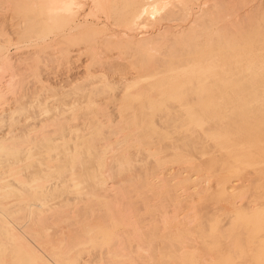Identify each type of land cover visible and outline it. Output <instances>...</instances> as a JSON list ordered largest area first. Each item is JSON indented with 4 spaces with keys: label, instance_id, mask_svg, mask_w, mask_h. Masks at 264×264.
I'll return each mask as SVG.
<instances>
[{
    "label": "rangeland",
    "instance_id": "obj_1",
    "mask_svg": "<svg viewBox=\"0 0 264 264\" xmlns=\"http://www.w3.org/2000/svg\"><path fill=\"white\" fill-rule=\"evenodd\" d=\"M141 1L143 3H145L147 0H141ZM141 1L138 2V0H110V3L108 4L110 6L107 7L108 9L106 10V9H102L101 5L98 6L96 0H75V3L72 5L73 7L71 8V19L73 20V22L71 21V19H67V21L70 20V22H67L68 24H66V22H64V24H61L58 20H60V18L62 17L60 13H63V12L58 11L57 12V13H59V16H58L57 13L54 14V13L47 11L45 9V7L47 5L46 0H0V77H1L0 79L2 80V81L0 80L1 81L0 83L2 84V85L0 84V91L2 89V93H5L4 97L2 98V104H3L1 107L2 109L0 110V114H1L0 115V138H2L3 140L4 139L7 140L6 142L8 143V144L3 143V144H5L4 145L6 148L5 150H7V149L8 150H7V152L6 151L0 152V155L5 154V153L8 154L10 152H16L17 153L18 151H20L25 146H32L33 147L34 144L44 145L42 150H41L42 153H40L41 155L38 154L39 157H37V160L27 161L28 163L30 162L29 163L30 165H28L27 162H25L26 165H24L25 163L23 165L21 164L22 161H19V160L23 159V158H21V157H23V155L21 154V157L20 156L18 157L20 159H18V158H7V156H6V159H5V157L3 159L0 158V160H1L0 169L3 168L2 171L4 170V168L7 169L6 171L4 170L3 173H6L8 171V169H11V173H12V171L14 172L15 166L16 167L18 166V164H17V162H18L19 166H21V165L22 166L21 167L18 166L19 167V168L17 167L18 171L15 169L17 172L15 171L14 173L20 174L23 171L24 173L27 174V172H28L27 175H29L30 177L27 176L26 174H24L23 172L21 173L22 175L20 174L21 177L18 174V176L20 177L19 179H21L23 177L26 180L25 181L26 184L30 183L31 181H35L36 180L35 178H37V179L49 178L51 180V183L60 184V185H58V187H56V188L53 187L52 189H50L47 192V194H46L47 198L46 199H40L39 198L40 201H39V199L30 200L32 202L34 201L35 203L37 202L36 204L40 205L39 208H37V207L30 208L31 209V210L29 209L31 211L30 212V211H28V209L27 210L23 209L24 208L23 206L25 204L22 203L23 201L21 202L22 197H23L22 194L24 192V184H25L23 182L24 180L22 181L23 184H21L22 182L17 181L18 178L16 179V174H14V173H13V175L10 174V172H9L10 170L7 173V175L9 174L10 177H8L6 174H4V176L6 175L7 177L5 176L6 180H3V183L8 182V188L10 190L11 189L12 190L10 192H8L10 194L5 193L6 190H3V191L1 190L2 192L0 191L1 192L0 195L3 197V199H2V197L0 196V199L3 200V201L0 200L2 202V204H0L1 205L0 206V239H1L0 254L1 255L0 256H2V258L0 257V263L1 264H21V262H22L23 252L20 249V247L16 245V244H18V242L16 243L17 240L15 237V233H17L18 236L20 234L25 240H27V238L29 237L28 240H29L31 246H33V244H34L36 249L39 248L36 250V252H38L37 254H39V255H37L35 260L31 259L32 260L31 261L30 259H27L28 260L27 261L25 258L23 259V261H27L28 264H36V263L44 264V263H42L44 261L43 258L48 259L49 257L51 258V260H50V258L48 260L45 259L46 261H44V262L48 261L47 262L48 264H57L58 262H60L58 264H62L63 262H64V264H69V263L70 264L71 263L72 264H86L87 262L90 261L89 264H101L103 259H105L102 262V264H112L114 262L113 261L114 260L113 255H115L114 253L118 252V250L121 246V245L120 246H118V245L122 242V239L123 240L125 239L122 237L127 234L126 238L127 239L130 238L131 236L128 235V232L132 233L133 228L137 232L136 233L135 231H133V234L135 233L137 235L139 233L138 238L136 239L135 234H134V238H133V240L135 241L134 243H133V240L131 238L129 240L125 239V242L124 241L122 242L123 245H125V243H128L130 246L128 244H126L125 246H128L131 249L126 247V251H123L124 246L123 247L121 246L122 248H120V249L123 252L120 251L119 255L122 256L124 253H126L127 255H126V257L124 255H123V257H120L118 254H116L115 258H117V255H118V258L119 257L120 258L118 260L115 259V264L116 263L120 264L121 262H124L126 264H141V263H143V264H152V263L155 264V262L153 261L154 258L152 257L154 254L156 255V256L155 255L154 256L157 257V259H158V260L155 259V261L157 260L156 262H158L157 264L162 262V261H160V259L162 260V258H163L165 264H166V261L167 262L170 261L172 264H173V261L176 262V260H177V262H178L179 261L178 259L175 260L176 256L177 257L180 256L179 259L181 258L180 259L181 262L179 261L176 264H194L195 262H196L195 264H207L208 261L213 260V259H211L213 257H214V262H215V263L213 262L214 264H234L235 260H236V262H235L236 264H243L242 262H244V264H246V263L251 264V262H253L252 264H257V263L259 264V260H260V264H261L262 261H264L263 260L264 257H262V256H264V241H263L264 240L263 239L264 238V230H263L264 227H262V226H264V219H263L264 218V215H263V213H264V209H263L264 208V202H261V201H264L263 200L264 195H262V198L259 199V197L261 196L260 195L261 193L259 192V196H258V194H257L258 191L256 190V189H258V184H259L258 182L261 179L259 177L260 175L258 173L256 175L255 172L249 171V172H251V173H249V175L251 174V176H249L248 173L245 174L246 172H248V171H246L243 174L234 175L233 176L234 178L232 177L233 180H239V181L241 180L242 183L246 186V189L243 192H240L239 194H237L233 198V200H234L233 206L235 209V211H234L235 213L233 212V214H231L232 212L230 213V211L225 210L223 206L220 207L221 204L219 203V200L217 201L218 197H214L216 195L215 192H214V196H212L213 195V191H212L213 188L212 187L214 186L213 181L208 180V181H206L207 184L204 183V181L207 180V178L205 179V176H204L197 182L198 185H200V186H198L197 183L191 182V178L195 174H197V172L200 171L196 168V166H194L193 164L191 165V164H187L184 162H175V163L173 162V163L168 164V165H161L162 161H164L163 155L165 154L164 153L165 149L163 150V148H165V147L170 148L171 147V149H172V146L174 145V143L175 144L178 143L179 147H180V145L182 146L183 136H181V135H183L184 133H181L182 131L180 132L181 128H179L178 126L176 127V124L178 123L177 118H182L183 117L182 115H184V117H185L188 115V113L190 115L191 111H189V110L187 111L185 109L186 108L185 102H183L182 100H180L176 97L167 96V95H165V94H163L157 90L151 89V85H152V83H155V81L156 82L158 80L160 81L162 78L166 79V77H168L170 74H172L176 71H184L182 76L174 77L173 79L178 80V81L193 80V82L191 84L188 82H184V83H181L177 88L178 92H179V90H180V92H183V91L186 92L185 89L187 87L188 88L189 87L194 88V90H192L193 94H191L192 92L191 93L188 92L186 94L187 97L185 96V99L186 98L188 99V96H190V95H191V97L194 98V97H196L197 94H201V93H203L204 95L211 94V96L213 98L212 100H214L216 103L221 104L222 99H223L222 96L226 95V92L220 93V91L217 90L218 86L221 87L222 85H225L224 88H227V89H228V87H231V86H234L236 88L235 82L227 81V82L221 83L218 80L219 78L216 76V73L222 69V63H223L222 61L231 62L233 59H235V54H238V53L244 54V56L245 55L252 56V58H253L251 61V62H253L252 65H256L257 63H259L261 61L262 58L264 59V43H262V41L264 39V35L262 34V32L260 33L261 35L259 34L260 30L264 31V27L261 28L262 26H264V0H229V1L228 0H192L193 3L191 2V0H187L188 4L190 6L193 5L192 6L193 9L190 6L187 7V10L192 9L191 11L189 10L190 12L187 10L183 11L182 3H181L183 0H166V1L163 0V9L161 10V13L157 14L158 16L156 15L153 18L149 14L143 15L141 20H139L140 24H138L139 22L133 23V19L137 15V12L135 11V9L139 8L141 6ZM177 9H179V10H177ZM192 11H193V13H192ZM233 12H235V13H233ZM72 13L74 16H72ZM63 14H64V16H66L65 15L66 13H63ZM183 15H185V18ZM194 15H198V16H194ZM64 16L61 19H64L66 21V18ZM186 16H188V17L186 18ZM210 16L213 17L214 21H213L212 17H210ZM190 17H191V19H190ZM193 17H195V18H193ZM214 17H216V18H214ZM188 20H190V21H188ZM191 21H194V22H191ZM186 22H187V25H183ZM253 22H254V25H253ZM65 24L67 26H65ZM140 25H142V26H140ZM250 25H252L253 27ZM62 26H64V27H62ZM223 26H225V29ZM234 28H236V29H234ZM259 28H261V29H259ZM226 29L227 30L229 29V30L227 31ZM240 30H241V32H240ZM237 31H239L240 33L239 32L237 33ZM245 31H247V32L245 33ZM249 31H251V32L249 33ZM227 33H228V35H227ZM241 33H243V34H241ZM225 34H226V37H225ZM237 35L238 36L244 35V38H242L243 39L242 42L241 41L238 42V40H240V37L238 39ZM241 37H243V36H241ZM235 38H237L238 40ZM139 39H141V40H139ZM106 40H108V41H106ZM231 40L234 42H231ZM259 41H261V42L259 43ZM229 42H230V44H229ZM236 43H238V44H236ZM239 44H241V46ZM236 46L238 48L239 47H242V48H239V51H238ZM243 46H245V47H243ZM93 47H94V50H90ZM110 47L113 49H111ZM230 47H233L236 50L235 49L232 50V48L230 49ZM63 49H64V51H63ZM6 59H10L9 61H10V65L12 64L11 65L12 70H11V66H8V69L6 71L2 68L3 62H5L4 60H6ZM255 59H257L258 62ZM242 60H241V63L239 62L236 67H238L239 69H243V68L247 69L250 66V63H248V61H245V59H242ZM244 62H245V64H244ZM196 64L199 67H203V70H205V71H202L201 74H199L197 76L187 75L186 71H189L190 69H192ZM141 67H142V69H143V67H145L146 69L144 68L142 71ZM138 69H139V71L141 70L140 72L142 74H146V73L148 74L149 72H147V71H150L152 74L151 73H149V74L152 76H149L150 79L148 78V80L144 81L142 84H141V81L137 82L136 81L137 79L129 81V82H131V87L126 90V87L130 86V85H128V83H124L125 82L123 80L124 77L132 78L134 75L138 74L137 73ZM148 69H150V70H148ZM13 70L15 73L13 72ZM2 71L4 73L3 75H2ZM10 72L14 73V75H16V78L14 76L15 81H13L14 83H12V85H11L12 87L8 86V85L6 86L7 83H5L8 81V79L10 77V74H11ZM5 73H6V75H5ZM232 73H233V71H232ZM258 73H259V71H257V74ZM258 76H261V75H258ZM254 77H255V75L248 76L247 72L239 73L237 75L232 76L233 79H237L238 81H251L252 83L251 82H247V83L249 85H251V84L255 85V87H257V85H258V87H261V83H263V80L261 78H259L260 80L255 79ZM159 78H161V79H159ZM198 78L202 79L201 80L202 84H206L207 86H209L208 89H206L205 91H203L201 93L196 92V90H197L196 86H197V79ZM210 80L212 82H214L215 84L210 82ZM254 80H256V81L254 82ZM231 84H233V85H231ZM24 85H25V87H23ZM140 85H141V87H139ZM9 87H10V89H9ZM252 87H254V86H252ZM211 91H212V93H210ZM154 97L155 98L157 97V99H154ZM191 97H189V98H191ZM216 97L219 98V100H217ZM193 100L191 99L190 102L192 101V103H193L195 101V100L194 101ZM157 101H159V102H157ZM175 104H176V106L178 105L177 106L178 109L174 108ZM154 107L157 108V111L155 110L156 114H155V116H153L154 119L152 118V120H150L148 118L152 117L151 114L153 113ZM179 107H180V109L181 108L182 109L180 110ZM205 109L210 110V111H215L218 113L220 111H222V107L219 106L218 104H215V103H213V105H210L209 107H206ZM132 111H134L136 113L134 117L132 116V115H134V112H132ZM144 112L145 113L147 112V114L149 113L150 116H149V114L147 115ZM184 112H186L187 115ZM173 113H175V114H173ZM189 115L187 117H189ZM137 116L138 117L140 116L139 117L140 120L141 119L143 120V117H144V121H142V120L140 121L137 118ZM171 116H172V118H171L172 120L169 118ZM173 117L176 119V121L173 120ZM187 117H185V118H187ZM146 118L150 121L148 123L153 122V126L155 128H157L158 130H160L163 133H166L169 137V141H167L166 143H168V142H170V143L165 144L164 146H160L157 150L159 157H158V155L156 157L159 158L160 160L156 159V157H155V159L157 161L156 164L152 163L151 161L150 162H147V160L145 161V157L143 156V155H146L145 152L148 148L147 146H144V143H146V145H147V143H152L151 141H153V140H149V142H145V139H143L142 131L145 127L144 126L145 124H142L141 122L144 123L146 121V126H147L148 120ZM131 119H132V121L134 120L133 121L134 125H136V123H138V122L141 123L142 125L138 124L137 126H132L133 122L131 121ZM136 119L138 122H136ZM125 121H127V122L130 121L132 123L129 124V123H126ZM44 122L47 123L46 125H48V127L45 125ZM59 122H62V124L65 125L64 129L66 131H64V132L55 131V128H57L60 125ZM92 122H94V123H92ZM117 122L122 123L121 124L122 126L120 124L118 125ZM169 122H170V124H169ZM171 122L173 125H171ZM50 123L53 125L52 127H50L51 126ZM125 123H126V125H129L130 127H127L126 125H124ZM55 125H57V126H55ZM113 125H115V126H113ZM150 125H152V123ZM150 125L148 124L149 127H150ZM168 125H170V127ZM118 126H119V128L123 127L122 130L119 129ZM101 127H103V128H101ZM124 127H126V129H128V130H126ZM134 127H135V129H133ZM51 128H52V130H51ZM58 128H60V126ZM70 128H71V130H69ZM113 128H116V129H113ZM146 128L147 127H145V129ZM40 129L42 130V132ZM101 129L104 131H101ZM86 130H87V132H86ZM98 130H100L101 132H98ZM135 130H138L137 133H135L136 132ZM140 130H142V131L140 132ZM171 130L175 131L176 133L172 132ZM190 130L192 131V129H190ZM111 131H112V133H111ZM130 131L133 132V134ZM177 131H178V134H177ZM191 131H189L188 133H190ZM205 131L208 132L207 129ZM47 132H51V133H47ZM56 132L59 133V136ZM118 132H120V133L118 134ZM193 132H196V131H193ZM134 133L140 134L138 136H140L142 138V140H144V143H140L141 138L138 137L137 135H134ZM170 133H171L172 137H171ZM39 134H41V135L43 134V136H41ZM116 134L118 135L119 138L116 137L117 136ZM32 135H34L35 137ZM45 135H51V136H45ZM42 137H44V139L47 137L48 138L46 141H44L42 139ZM84 137H86V138H84ZM91 137H92V139H91ZM174 137H179L182 142L178 141L176 143L177 138L174 139ZM36 138L38 140H36ZM109 138H110V141H109ZM115 138H116V141H115ZM122 138L124 139L125 142L123 141ZM125 138L126 139L129 138V139H127V140H129V141H127V144H126ZM179 138H178V140H180ZM79 139H80V141H79L80 144H78ZM83 139L86 142H88V141L92 142L94 147L96 145L97 151L104 152V158H103V161H101L102 165H106V163L108 161L107 160L108 157L109 158L111 157L110 158V160H111L112 156H114L112 161H110V163L112 162L111 163L112 166L114 165V169H113V171H114L113 177L114 178L108 180L109 184L112 185L113 180H114V182H116V183L113 185L115 186L117 184V182L119 181V184H117V186L120 185V187H122L121 189L123 191L128 190V189H130V191H131L134 187L136 188V190H137V188L140 189V190L136 191L134 188V191H132L133 197H136V198L132 197L131 192L129 190L128 191L130 193L128 191H126V192L124 191L125 194L129 193L127 195L129 197H132V198L128 197V200H129L128 201L127 195H126V199H125L126 201L122 200V202L124 201L125 203H128V202H130L131 199H134V200L137 199V201H138L139 197L141 198V200H143V198L146 199V202L149 199L148 202L152 201L153 202V203L151 202L152 204L151 203L148 204V202L144 204L143 202H141L140 198H139L140 202L138 201L140 204L143 203L142 206H145L147 204L146 206H148V208L147 207L144 208V209L147 208L146 209L147 213L144 212V213L140 214L141 216L138 215L136 213L137 209L135 208L134 205H137L139 203L134 201V202H136V204H132L133 203L132 202L133 200H132L130 202L132 204V206H130L131 204L129 205V203L127 205H124V203H123V205L121 204V212H125L129 208V207L128 208H126V207L129 205L131 207L130 210H132L134 208L136 209V210H134L135 211L134 213H135V215H137L136 216L137 218L135 217V215L132 212L133 216L131 214L132 218L129 217L130 222L127 223L128 216H130V213H131L129 209H128L129 211L127 210V212H130V213H129V215H128V213L126 215V212H125L124 213L126 215L125 217H124L123 213L114 215L111 210L108 211V209H107V212H110L109 214L112 215V217H113L112 218L110 215H108V213L104 209V208H107L104 204H96L98 201H96L95 198H93L94 202L89 201V198H87V197H91L90 199H92V193L89 192V190L87 192H88V194L90 193L91 195L87 196L86 194L83 193L87 197H84V195L82 197V194H81L82 192L80 193L81 195H79V193L77 192V189L79 187L71 186L73 182L77 181V180L72 181L71 177H70L72 175L73 170L75 172V167H78V165H79V168H77L78 170L76 169L77 173L81 175V178L79 180H82V183L83 182L85 183V184L83 183L81 185L83 187H84V185L89 187V185H90V183H88V181L90 182L89 179L94 174V171L97 170V166H99L98 164L101 165V163H99V162L93 161L92 159L90 160V157L88 156L87 152L84 149H82L85 147L84 145H86V142H84ZM133 139H135V142L137 144L135 147H133L135 144ZM131 140H133V141H131ZM81 141H82V143H81ZM118 141H119V143H118ZM9 142H10V144H9ZM19 142H21V143H19ZM106 142L110 143V144L115 142V144H111V145L113 147L115 145L116 146L118 145V148H116V146H115L114 147V148H116L115 151H112V149H111L108 152V148H111L112 146L110 144H107ZM121 142H122V145H120ZM128 142H129V144H130V142L131 143L134 142V143H132L133 146L129 145ZM156 142L157 141H155V143ZM157 143H160V142L158 141ZM171 143H173V144L171 145ZM63 144H66L67 146H69L68 150L71 151V155H69L70 158H66L65 156H62V157L60 156L61 152H62L61 149L67 148L66 145L62 146ZM101 144L102 145L104 144L105 146H102L103 147L102 148ZM139 144L140 145L143 144V146L145 147L144 150L142 149L143 146H138ZM10 145L12 146V149L10 148L11 147ZM20 145L21 146L24 145V147L23 146L21 147ZM166 145H168V146H166ZM177 145H175L176 148H177ZM14 146L16 148H13ZM99 148H101V150ZM133 148H135V149H133ZM160 148L162 149L163 153L161 152ZM173 148H174V146H173ZM133 150L134 151L136 150V152L138 150V153L134 152ZM178 150H175V151L177 152ZM190 150H192V149H190ZM106 151H107V153H110L112 151V154L110 153V155H112V156L107 154ZM128 151H130L129 155L131 157H129V155L127 154ZM105 155L106 156L109 155V156L106 157ZM123 155H124V157H126L128 155L127 158L132 159V160L131 159L129 160L132 165L129 163V161L125 160L126 158H124ZM160 156H161V158H160ZM190 156H192V155H190ZM184 157L185 156H183V158ZM196 157H197V155H196ZM81 158H83V159H81ZM136 158H139L140 160L136 159ZM191 158H195V157L192 156ZM119 159L121 161H119ZM73 160H76V161L74 162ZM113 160H116V162L113 163ZM137 160H139L140 162ZM199 160L197 159L196 161H199ZM202 160H204V158ZM89 161H92L93 164L91 162H90V164H88ZM143 161H145V162H143ZM95 162H96V165H95ZM122 162H124L126 164L124 165V163H122ZM152 164H154L156 167H154V165H152ZM88 165H90V166L92 165L93 170H92V167H90ZM116 165L118 168L115 167ZM127 165H131V166L129 167ZM123 166H125V167L127 166V167L125 168ZM143 166H144V168H142ZM147 166H151V167H147ZM11 167H13L14 169ZM157 167H158V169L164 168L162 170L163 174L168 173L163 179L168 180L170 178L169 179L170 181H166V182H168L167 183L168 185L172 186L171 191H170L172 193V195H170V194L167 195L166 192H168V191H166L167 189H165V188H159L160 190H158L155 187L154 188L155 190H153V192H151L152 190L147 191L146 189L141 188L142 183L141 184L139 183L141 181L140 180L137 181V178L139 176L142 179V175L144 174V172H148L150 174L149 171H151V173H153L154 170L156 171ZM170 167H173L172 169H174L173 170L174 172L172 171V169ZM24 168H25V170H23ZM145 168H146V170H145ZM148 168H150V170H148ZM122 170H124V171L127 170V171H126V173L122 174V176H120ZM168 170H170V171H168ZM69 171L71 173V175L69 176L71 181L68 179L69 178L68 174H70V173H68ZM30 172H31V175H30ZM169 172H170V175L172 174L171 176H169ZM77 173H75V174H77ZM133 173H135V174H133ZM252 173H253L255 179H252L250 182L249 181L250 178H253ZM11 175H12V177H11ZM23 175L24 176L26 175V176L24 177ZM63 175L65 177L67 176L66 179H68L69 181L66 179L58 180V177L63 176ZM164 175H162V176H164ZM237 177L239 179H235ZM33 178H34V180H33ZM127 178L129 180H132V181H134V179H135L136 181L133 183H136L137 186H135V185L132 186L131 181L129 183H126L127 182L126 180H128ZM178 178H180V179H178ZM248 178H249V180H248ZM85 179H87V180H85ZM203 179H205V180L203 181ZM120 180L121 181L123 180L122 183ZM209 181L213 182V184H210V183L208 184ZM169 182H170V184H169ZM179 182H181L182 184ZM17 183H18L19 187H20V184L22 185V187H20V188L17 187ZM79 183H81V182H79ZM176 183L177 184L179 183V184L177 185ZM128 184H131V188ZM161 184H162V182L160 183V185ZM175 184L177 185V187L179 185L181 187L184 186V192L182 191L183 189H181V187L177 188ZM184 184H186L187 187ZM201 184L204 186L202 187ZM192 185H194V187ZM196 185H197V187H199V188L202 187V188L200 190H197V188H195ZM6 186H7V184H6ZM54 186H56V184ZM117 186H115V187H117ZM125 186L128 188L125 189ZM88 187H85V188H88ZM175 187H176L177 191L174 189ZM191 187L193 189H196L194 191L195 194L194 193L189 194V191H190V193L193 191V189ZM207 187H208V189H207ZM8 188H6V189H8ZM205 188L207 190H205ZM249 188H251L250 189L251 191L252 190H254V191H252V192L249 191L248 190ZM156 189H157V191H160L163 195L166 194L165 199H167L168 196H170V198L167 199L168 202H166L167 200H165V202H163L164 199L162 200L163 197H161L162 196L161 193L153 194L154 191H156ZM161 189H163V190L161 191ZM172 189H174L176 191V193H173L174 191ZM7 191H9V190H7ZM69 191L73 192L74 194L71 193V195H70ZM75 191L78 195L75 193ZM139 191H142V192H139ZM164 191H166V192L164 193ZM197 191H199V192L197 193ZM248 191L251 192L252 194L249 193ZM11 192L12 193L14 192L16 194L15 196H13L14 198H12L11 195H13V194ZM137 192H139V193H137ZM149 192L152 193V195ZM207 192L212 193V194L209 193L211 196L207 194L208 195L207 198L210 197L209 202L206 201L207 195H205V194ZM113 193H115V192H113ZM147 193H149V194H147ZM186 193H187V195H186ZM255 193H256V196L258 197L257 199L255 197ZM176 194H178V195L181 194L180 195L181 197L180 196L175 197ZM201 194H202V196H205V199H204V197L203 198L200 197ZM248 194H250V195H248ZM9 195L11 198H8ZM144 195H147V196H144ZM158 195L159 196L161 195V196L158 197ZM196 195H197V197H196ZM251 195H252V197H251ZM16 196H17V198H15ZM152 196H153V198H151ZM242 196L245 198H242ZM18 197H20V198L18 199ZM124 197H125V195H124ZM124 197H122V195H121L120 201H121V199H124ZM173 197L176 198L177 202L174 201L175 198L172 199ZM212 197H213V199L214 198L216 199V200L214 199L215 202H212V200H213ZM236 197H239V198L241 197L244 201L241 199L239 200V198H236ZM158 198H161V199H158ZM181 198H182V202L187 199L186 200L187 202L185 201V203H181V204H183L182 206H181V204L178 205V203L181 202V200H179ZM4 199H7V200H4ZM79 199L85 203L87 202L86 205H85V203H82ZM156 199H158V200L156 201ZM235 199L236 200L238 199L240 201V205H239V202L236 201ZM251 199H253V200H251ZM16 200H18V201H16ZM159 200L160 201L162 200V202L164 204L166 203L165 206L168 203V205H167L168 207L171 206L169 204H172V207H169V210H168L170 212V214H169V212H167V214H169V216L174 214L173 213L175 211V209L173 208L174 206L176 208L181 206L180 209L178 208L179 212L178 211L175 212V215H176V213H178L176 216L177 219L173 218V217H175V215H173V217L172 216L169 217L168 215L167 216L165 215L166 218L164 217L162 219V217L164 216L162 214H161L162 217L159 218L160 214L158 215V213H163V211L165 209H166V211L168 209L167 206L165 207L164 205L163 206L165 208L160 207L163 203H160ZM195 200L198 201L199 206L202 205L203 202H200L202 200H205L206 202H208L209 206H212V203H215V205H213L214 206L213 210L215 209V207L218 208L219 210L222 208V209H224L223 212L226 214H223L221 212L222 209L220 212L217 211L218 209H216L212 212V207H210L211 210H209V211H211L212 212L211 213L207 210V209H210V208H208L209 206L207 205L208 206L207 208L202 207V212L203 211L205 212V213L203 212V214H208V215L204 216V215L199 213V211L201 210L200 207H198V208H200V210H197V211L191 210L192 206L195 207V210L197 209L196 204L198 206V203H196ZM143 201L145 202V200H143ZM172 201H174V202H172ZM205 201H204V203H206ZM241 202H243L244 204H241ZM256 202H259V203L257 204ZM3 203H4V205H3ZM20 203H21V205L22 204L23 205L20 206ZM90 203H92V204H90ZM93 203H95L96 206H94L95 204H93ZM155 203L160 208L157 205H155ZM189 203H192V204H190V206H188ZM193 203H195V204H193ZM204 203L202 206H206ZM210 203H211V205H210ZM245 203L247 205L249 204L250 208L247 207V205ZM260 203H262V204H260ZM78 204H79V206H78ZM51 205L52 206L56 205L55 207H58L59 205H61V206L63 205V208H60L61 210L60 209L52 210V208H51V210L49 211L48 209L50 207H52ZM65 205H66V208H64ZM101 205L104 207H100ZM154 205L157 207V210L154 207ZM177 205H178V207H177ZM218 205L220 208L217 207ZM241 205H243L245 207H243ZM41 206L44 209H42ZM138 206H141V205H137V208H138ZM91 207H92V210H94L95 214H97L96 212H98V210H100L101 208H103L105 210L104 212H101V213H100V211L102 209L99 211V213H100L99 215H101V214L103 215V213L105 214V212H106V214L103 218L101 216H99V217H101V218H99L97 215V217L99 218L98 220H100V222L97 219L95 220L94 218L93 219L91 218L94 215L92 210L90 209ZM123 207L126 209L124 210ZM149 207H150V209H149ZM237 207L239 208L238 210H236ZM241 207H242V209H241ZM251 207L255 209L254 212L257 209L258 210L254 213V212H252L253 209ZM75 208L79 209L80 213L84 212V214H86L87 218L89 217L88 214L90 215V217L88 219L86 218L87 219L86 223H85V219H84L85 215L83 216L82 213L77 215L78 210L76 213H73L76 210ZM95 208H98V210L97 209L95 210ZM67 209H69L68 211L72 214H70L67 211ZM184 209H185V211L187 210V212L189 211L188 213H186V215L188 214L191 218L188 215L187 216L189 219H187V217H184V218L182 216L179 217V215H181V213H183V215H184V213H185ZM247 209H249V210H247ZM53 211H56V212H53ZM58 211L60 213L62 212L60 215L66 214L67 218H64L63 216H61V218H60ZM141 211L138 210V212H141ZM143 211H145V210H143ZM193 211L196 212L197 214L196 213L192 214L191 212H193ZM225 211H227V212H225ZM149 212H150V214H149ZM145 213H146V215H145ZM151 213H154V215H152ZM189 213L198 219H199L200 215L207 218V219L204 218L205 220L204 219L202 220L203 217L202 218L200 217L199 220L195 219L196 222L194 223L193 222L194 218ZM209 213H211V214H209ZM221 213L224 215L223 218H222ZM91 214H92V216H91ZM147 214H149V216H147ZM156 214L158 217L156 216ZM56 215H58L59 216L58 218H60V219H58ZM70 215H72V216L70 217ZM79 215H81V217L83 216L82 220L84 219V222H82L81 217H79V218L77 217ZM150 215H152L151 218H150ZM186 215H184V216H186ZM227 215H229V216H227ZM49 216L52 219H50ZM153 216H155V217H153ZM226 216L228 217V219L225 218ZM234 216H236V217H234ZM239 216L240 217L242 216V217L240 218ZM257 216H260V218H261V220H263V222L260 221V218ZM62 217H63V219H62ZM97 217L95 216V218H97ZM110 217L114 221L116 218L121 219V217H123L122 220H120L121 223L127 219L126 223L125 222L124 223L128 224V225H131L133 223V220L135 219L134 223L132 225L133 228L129 226L130 228H132V229H129L128 225H125L124 223H122L123 225L120 224V221L118 219L115 221L117 223L116 224L113 220L111 221ZM145 217L150 218L149 219L150 222L147 219H145ZM181 217L183 219L178 220ZM42 218H43V220H42ZM167 218L168 219L173 218L174 220H178L179 223L177 221H176V223H173L172 222V221H174L173 219L168 220ZM185 218H186V220H185ZM192 218H193V220H191ZM224 218L227 220L225 221ZM54 219H55V221H51ZM101 219L105 222H106V219L109 220L108 225H107L108 227L105 228L107 222L105 224ZM123 219H125V220H123ZM131 219H133V220H131ZM138 219L139 220L145 219L146 221H148V224L146 221H145L146 222V224H145V222L142 220V223L144 222L143 225L145 224L144 226L143 225L142 226L143 227L147 226L146 229H148V230H146V231H149V232L153 229L152 234L150 233V235H148L150 238L148 236H146L147 233H145V231H143V232L146 235L141 234L142 233L141 230H143L145 228H143L141 226L142 223L139 222ZM165 219H166V223H165ZM219 219H221L220 221H221L222 225H220ZM229 219H231V220H229ZM239 219H240V221H239ZM49 220H50V222L48 224ZM56 220H58V222ZM59 220H60V222H59ZM61 220H63V221H61ZM88 220H91V222L89 221V224H88ZM136 220H137V222H136ZM155 220L157 222H155ZM160 220H162L164 222L161 223ZM187 220L188 221L191 220V223L190 222L185 223V221H187ZM43 221H45V223H47V226H45L46 224H44ZM200 221H201V224H198V223H200ZM52 222H54V223L52 224ZM55 222H57V223L55 224ZM135 222L137 223V225L140 228L137 225H136L137 227L134 226ZM138 222H139V224H138ZM158 222H160L161 224H165V225L164 226L162 225L163 227H161V225ZM226 222H229V223L226 225H223ZM239 222L242 223V225L241 224L239 225ZM81 223H83V224H81ZM91 223L93 224V228L94 227H96V228L102 227L103 230L107 231L110 235L108 237H104V239H103L101 236L99 237V236H97V234H94V238H96L97 243H95L96 241H94L95 239L93 237H92L93 239L90 238L89 239L90 243L92 242L93 244L90 245V247H89L90 249L87 247L88 250L86 251V247H83V244H84L83 242L87 241L86 243L88 244L89 240L88 239L84 240V239H86L84 234H83L84 231L82 233L81 230H83V229L85 230L86 225H90ZM153 223H154V225H152ZM170 223H171L172 228L174 225L175 230H177V231H174V228H173V230L171 229V226H169ZM182 223L186 226L185 229H184V225ZM235 223H236V225H235ZM33 224H36V225H33ZM57 224H58V226H57ZM166 224H168V225H166ZM186 224L187 225L191 224L190 228H187L188 226ZM192 224L195 225L196 229L197 228H199V229H197L196 231H193V228H191ZM230 224H234L233 226H235V227L233 228L232 225L230 227ZM245 224L247 227L245 226ZM29 225H30V227H29ZM114 225H115V227H114ZM124 225H125V227H124ZM34 226H36L37 230ZM48 226H51V227L53 226V228L54 227L55 228L53 230L51 227H49L50 230H48L49 229ZM111 226H112V228L110 229ZM126 226L128 228H126ZM176 226H179L181 228L177 227L178 228L177 229ZM27 227H29V229ZM67 227H69V229H71V230L73 229L74 231L71 233V230H69ZM220 227H221L222 231L220 230ZM30 228L31 229L34 228L33 231L31 230L32 233L30 232ZM56 228H58L59 230ZM113 228H114V230H113ZM161 228H162L163 232H166L167 230L168 231L166 233L161 234L162 233ZM230 228H231V230H230ZM237 228H238V230H237ZM240 228H241V232L239 231ZM246 228L247 229L251 228L249 230H250V233L251 232L252 233L251 234L249 233V234L251 235V238H254L253 240L251 238H249L251 240V242H249V243H247L249 239L246 240L245 234H247V232H249ZM12 229H13L14 233L9 231V230L12 231ZM77 229H78V231H77L78 235L82 233L83 236L79 235L77 237V233H74V232H76ZM128 229H129V231H127ZM169 229L172 230L171 231L172 233L169 232ZM179 229H181V230H179ZM25 230H27V231H25ZM41 230L42 231L44 230L47 233L43 231V236L38 235V234H40V232H42ZM52 230H53V232H52ZM121 230L125 231V232H123V236L121 235L122 234ZM137 230L141 231V232H138ZM159 230L161 231V233ZM219 230H220V232H218ZM243 230L245 232L242 233ZM37 231H39V232H37ZM49 231H51V232L49 233ZM54 231L55 232L58 231L57 234L54 233ZM79 231H81V232L79 233ZM99 231H101V230H99ZM119 231H120V233H118ZM173 231L176 232V234ZM184 231H185V233H183ZM188 231L189 232H191V231L196 232V234L194 235V238L192 235L194 233L188 234L187 233ZM225 231H229V232L225 233ZM23 232L25 233V235H22V234H24ZM35 232H37L36 235H38L39 237L34 236ZM221 232H224V234L223 233H222L223 235L220 234ZM235 232H237V233L239 232L241 235L239 233L236 234ZM260 232H262L263 234ZM67 233H68V235H67ZM73 233L76 235V237H74V239L73 238L70 239L69 236H70V234L72 235ZM177 233L179 235L175 236V235H177ZM201 233H203L204 235H202ZM255 233L256 234L258 233L259 240H256L258 237L256 236ZM13 234H14V236H13ZM46 234H48V236H46ZM74 234H73V236H74ZM111 234L114 237L117 234V236H116L117 238L113 239L114 237L112 238ZM118 234H120L122 237L118 236ZM165 234L168 238H166V236H164ZM167 234H169V235H167ZM180 234L182 237L185 236L187 238V240H184V239H186L184 237L182 239ZM197 234H198V236H196ZM10 235H11V237H10ZM161 235H163V238L161 237ZM237 235H240V236H237ZM31 236H34V237H31ZM49 236L52 239L54 237V239L51 240L49 238ZM139 236H141V238H140L141 240L143 238H144V240H146L145 238L148 237L149 239H151V242L149 241V239H147L146 242H144L143 240H142L143 242H141L140 240H138ZM225 236H227V239L229 237V240H227L228 242L226 243L227 245H224L225 244L224 242H226ZM46 237H48V238L45 239ZM79 237H80V239L83 237L82 238L83 242L81 239V246H82L84 252H81L82 251L81 246H80V244L78 245L80 239H79V241L77 239ZM110 237L114 240V242L117 243V245L115 246L116 249H114L115 248L114 245H113V247L111 245V247L113 248L111 251L118 249L117 251L111 252V253L109 251L110 250L109 245H110V243L112 244V240ZM151 237H153V238H151ZM177 237H178V239H177ZM179 237H180V239H179ZM191 237L193 238L194 242H197L196 244L199 243V245L201 247H199V245L198 246L194 245L193 244L194 242L191 243V245H190V243L188 244L187 241L190 242L189 240L192 239ZM223 237L225 239H223ZM36 238H40L42 240L38 239L39 240L38 241ZM161 238H162V240H159ZM165 238H166L167 244L169 241L170 246H171V243L173 244L172 246H175V247L177 246L176 248H172V246H171V248L173 250L176 249L175 252L171 251L170 250L171 248L167 244H165L166 251H165V249H163L164 247L162 244L165 243V242H163L165 240ZM189 238H191V239H189ZM261 238H262V240L260 241ZM66 239H68V240L70 239L71 241L73 239V241H76V242L78 241V243L75 242L76 244H72L70 246L73 247V245H76L78 250H79L78 246H80V251L74 250V248L76 246L72 249H69L71 247L70 246L68 247V244H70L69 242H71V241L70 240L68 241ZM196 239H197V241H196ZM218 239H220V240H218ZM221 239H223V241H224V242L222 241L223 243L221 242ZM12 240L14 241L13 243H12ZM33 240L35 243L33 242ZM136 240H138V241H136ZM154 240H156V241H154ZM233 240H235L236 242ZM239 240H240V242H239ZM41 241H44V243ZM50 241H53L52 242L53 245L51 244ZM67 241H68V243H67ZM139 241H140V243L138 244L137 242H139ZM170 241H171V243H170ZM179 241L182 242L181 244H183V246L185 245L184 247H186L188 244L187 248L194 245V246H192V248L190 247L191 249L189 248L190 250L188 249L190 254L187 253L188 250H185L186 248L184 249V247H181L185 251L183 249H181L180 247L178 248V246H180ZM231 241H233L235 243V244H233L234 246L232 245L233 242H231ZM48 242H50V243H48ZM114 242H113V244H116ZM152 242L157 243V246L160 245L161 247L159 246L157 248L155 244H150ZM175 242L178 243V245ZM261 242H263V243H261ZM45 243H47V244H45ZM71 243H73V242H71ZM228 243H231V245L230 244L228 245ZM7 244H9V245H7ZM106 244L108 245L107 247L109 248V250H107L108 248L106 247ZM146 244H149V246L151 245V247H153L152 245H155L154 247H156V249H158V251L157 250L154 251L155 253L152 251L153 255L149 254L151 256H148V254H146L147 253L146 251L150 252L149 249H151V248H147L148 245L146 246ZM221 244H222V247H220ZM240 244H241V248H244V249L240 250ZM245 244L247 246L249 245L248 247H250V248H246L247 246ZM251 244H253L254 246ZM261 244H262V246H261ZM11 245H12V249L10 250ZM13 245H15V249L17 247H18V249L15 250ZM139 245H141L142 251L141 250L139 251V249H140ZM34 246H33V248H34ZM55 246H57V247L54 248ZM144 246H146V247L144 248ZM195 246L197 247L196 248L197 251L194 250ZM223 246L226 249L223 250L222 249ZM228 246H230V248L233 247L232 250L235 249L238 252L236 251V253H235V251H232L230 248H227ZM6 247L9 248L8 251H7ZM235 247H239V249H237ZM3 248H5V249H3ZM66 248H68L70 251L74 250V253L72 252V254H71V252L69 253L68 252L69 250H68L67 254H69L70 256L74 255V257H76V259H74V257L72 256L70 258L71 261H70V259L68 261V258L70 256L69 257H68V255L66 256L65 252H64L65 255L63 254V251L67 250ZM220 248L222 249V251H219ZM19 249L21 251H19ZM56 249H58V250H56ZM128 249H129V251H131V252H129L130 254H128V252H127ZM159 249H163V250H161L162 252L164 251V252L169 253V251H170L173 254L170 253V255L169 254L166 255V253L163 252L164 254L162 253V256H161ZM248 249L249 250L252 249L251 252ZM13 250H15L14 254H13ZM38 250H40V251H38ZM152 250H153V248H152ZM9 251H10V253L12 251V253L9 254L8 253ZM57 251H59L62 255L60 253H58V254L55 253ZM108 251H109V254H111V255L113 254V255L109 256V254H108V256H107ZM177 251L179 254H177ZM216 251L217 252L219 251L218 254L220 256L221 255L223 256L224 252L228 251V253H226L225 254L226 256L224 255L222 258V256L220 257ZM231 251L234 252V254L236 255L237 258L235 256H233L234 254ZM242 251H244V252H242ZM3 252H5V253L3 254ZM20 252H22V253L20 254ZM136 252H138L137 255L135 254ZM139 252L141 253L140 256H139ZM156 252L157 253L159 252V254H160L159 257L157 256ZM202 252L206 253V255L205 254L202 255L201 254ZM221 252H223V253H221ZM50 253H53V254L50 255ZM75 253H77L78 257ZM174 253H176L175 256H174ZM196 253H199V254H196ZM230 253H232L233 255H231ZM239 253H241V254L239 255ZM247 253H248V255L252 254L250 256V258L248 256H246ZM254 253H256L257 255ZM12 254L14 255L13 259H12ZM54 254H55V256H54ZM56 254L58 256H56ZM85 254L87 255V258L85 257ZM99 254H100V257H99ZM101 254H102L103 258L101 257ZM187 254H188V256H187ZM211 254L213 256H210ZM237 254L239 256V259H238ZM18 255H20V257H18ZM164 255H165V257L167 256L166 259H164ZM183 255H184V257H182ZM241 255L243 258H240ZM62 256H63V258H62ZM189 256L192 258L194 257V258L191 259ZM41 257H43V258H41ZM66 257H68V258L66 259ZM107 257L109 259L112 257L113 260L112 261H111V259L108 260ZM147 257H149V258H147ZM151 257L153 258V260L151 259ZM170 257H174V260H172ZM207 257L209 260L208 259H206V260H208V261H204L202 259V258H207ZM253 257H255V258H253ZM60 258L63 260H61ZM84 258L86 259V261L84 260ZM88 258H89V260H88ZM124 258L127 260V262H125L126 260ZM217 258H218V260H217ZM14 259H16V260H14ZM20 259H21V261H20ZM59 259L63 262L59 261ZM106 259L110 262L106 261ZM194 259H195V262H193ZM248 259H250V260H248ZM252 259H253V261H252ZM41 260H43V261H41ZM65 260H67V262ZM116 260H117V262H116ZM129 260H130V262H129ZM216 260H217V262H216ZM149 261L152 263H150ZM104 262H106V263H104ZM170 262L167 264H171ZM22 263L24 264V262H22ZM210 263L212 264V261L209 262V264ZM160 264H163V262ZM262 264H264V262Z\"/></svg>",
    "mask_w": 264,
    "mask_h": 264
},
{
    "label": "bare ground",
    "instance_id": "obj_2",
    "mask_svg": "<svg viewBox=\"0 0 264 264\" xmlns=\"http://www.w3.org/2000/svg\"><path fill=\"white\" fill-rule=\"evenodd\" d=\"M97 1V5L99 6V5H101V8L102 9H108L107 7H109L110 5H108L109 3H110V0H96ZM141 0H138V2H140ZM166 1V0H165ZM229 1V0H228ZM46 2H47V5H46V7H45V9L47 10V11H49V12H51V13H57L58 11H62L63 13H66L65 15L66 16H64V14L63 13H60L61 14V18H63V16L66 18V21L64 20V19H61L60 18V20H58L61 24H64V22H66V24H68L67 22H70V20L69 21H67V19H71V8L73 7L72 5L75 3V0H46ZM191 2H192V0H191ZM190 2V3H191ZM182 8H183V11H185V10H187V7L188 6H190L189 4H188V1L187 0H183L182 2ZM193 3V2H192ZM226 3V2H225ZM205 4V3H204ZM21 5V4H20ZM35 5V4H34ZM167 5V4H166ZM179 5V4H178ZM17 6V5H16ZM168 6V5H167ZM181 6V5H180ZM193 6V5H192ZM192 6H190L191 8H192ZM20 7V6H19ZM169 7V6H168ZM189 7V8H190ZM163 9V0H147L145 3H143L142 1H141V6L139 7V8H136L135 9V11L137 12V15L134 17V19H133V23H137V22H139L138 24H140V21L139 20H141V18H142V16L143 15H147V14H149V15H151L153 18L157 15V14H159V13H161V10ZM193 9V8H192ZM192 9H189L190 11L192 10ZM177 10H179V9H177ZM189 10H187V11H189ZM221 10V9H220ZM230 10V9H229ZM228 10V11H229ZM32 11V10H31ZM176 11V10H175ZM174 11V12H175ZM189 11V12H190ZM74 12V11H73ZM168 13V12H167ZM192 13H193V11H192ZM191 13V14H192ZM233 13H235V12H233ZM237 13V12H236ZM58 14V16H59V13H57ZM185 14V13H184ZM186 15V14H185ZM185 15H183L184 16V18H185ZM221 15V14H220ZM230 15V14H229ZM233 15V14H232ZM72 16H74L73 15V13H72ZM158 16V15H157ZM194 16H198V15H194ZM223 16V15H222ZM231 16V15H230ZM229 16V17H230ZM188 16H186V18H187ZM210 17H212V16H210ZM226 17V16H225ZM232 17V16H231ZM230 17V18H231ZM243 17V16H242ZM241 17V18H242ZM193 18H195V17H193ZM214 18H216V17H214ZM220 18V17H219ZM190 19H191V17H190ZM212 19H213V17H212ZM62 20V21H61ZM219 20V19H218ZM227 20V19H226ZM71 21L73 22V20L71 19ZM143 21V20H142ZM184 21V20H183ZM188 21H190V20H188ZM213 21H214V19H213ZM63 22V23H62ZM71 22V23H72ZM145 22V21H144ZM191 22H194V21H191ZM190 22V23H191ZM216 22V21H215ZM241 22V21H240ZM143 23V22H142ZM189 23V22H188ZM65 24V26H67ZM183 24V23H182ZM193 24V23H192ZM191 24V25H192ZM252 24V23H251ZM261 24V23H260ZM147 25V24H146ZM183 25H187V22L185 23V24H183ZM190 25V26H191ZM253 25H254V22H253ZM140 26H142V25H140ZM145 26V25H144ZM238 26V25H237ZM236 26V27H237ZM246 26V25H245ZM250 26H252V25H250ZM262 26V25H261ZM62 27H64V26H62ZM139 27V26H138ZM155 27V26H154ZM224 27V29H225V26H223ZM249 27V26H248ZM253 27V26H252ZM264 26H262L261 28H263ZM183 28V27H182ZM233 28V27H232ZM261 28H259V29H261ZM135 29V28H134ZM164 29V28H163ZM221 29V28H220ZM234 29H236V28H234ZM238 29V28H237ZM252 29V28H251ZM166 30V29H165ZM227 30V29H226ZM225 30V31H226ZM229 30V29H228ZM227 30V31H228ZM233 30V29H232ZM244 30V29H243ZM163 31V30H162ZM221 31V30H220ZM252 31V30H251ZM251 31H249V33L251 32ZM236 32V31H235ZM239 31H237V33H238ZM240 32H241V30H240ZM239 32V33H240ZM247 31H245V33H246ZM262 32V34L264 35V31H262V30H260L259 31V34ZM133 33V32H132ZM226 33V32H225ZM229 33V32H228ZM228 33H227V35H228ZM234 33V32H233ZM244 33V34H245ZM236 34V33H235ZM241 34H243V33H241ZM231 35V34H230ZM261 35V34H260ZM124 36V35H123ZM141 36V35H140ZM241 36H243V37H241ZM259 36V35H258ZM225 37H226V34H225ZM237 37H238V39H239V37H240V40H238L237 38H235V39H237L238 40V42L239 41H243V39L242 38H244V35H240V36H238L237 35ZM263 37V36H262ZM113 38V37H112ZM258 38V37H257ZM256 38V39H257ZM132 39V38H131ZM234 39V40H235ZM263 39V38H262ZM261 39V40H262ZM139 40H141V39H139ZM106 41H108V40H106ZM145 41V40H144ZM263 41H264V39H263ZM262 41V43H264ZM113 42V41H112ZM231 42H234V41H232L231 40ZM261 41H259V43H260ZM138 43V42H137ZM229 44H230V42H229ZM234 44V43H233ZM232 44V45H233ZM236 44H238V43H236ZM107 45V44H106ZM240 46H241V44H239ZM252 45V44H251ZM259 45V44H258ZM114 46V45H113ZM254 46V45H253ZM234 47V46H233ZM233 47H230V49L232 48V50H234L235 48H233ZM243 47H245V46H243ZM111 48V47H110ZM236 48L238 49V51H239V48H242V47H237L236 46ZM255 48V47H254ZM111 49H113V48H111ZM257 49V48H256ZM90 50H94V47L93 48H91ZM236 50V49H235ZM63 51H64V49H63ZM66 51V50H65ZM248 51V50H247ZM250 52V51H249ZM94 53V52H93ZM73 54V53H72ZM253 54V53H252ZM254 55V54H253ZM242 57V58H241ZM65 58V57H64ZM241 58V59H240ZM120 59V58H119ZM202 59V58H201ZM242 59H245V61H248V63H250V66L246 69H239L238 67H236L237 65H238V63L240 62L241 63V60ZM252 56H249V55H245L244 56V54H240V53H238V54H235V59H233L231 62H225V61H222L223 63H222V69L221 70H219L217 73H216V76L219 78L218 80L222 83V82H227V81H232V82H235V84H236V88L234 87V86H231V87H228V89L227 88H224V86L225 85H222L221 87H219L218 86V91H220V93H223V92H226V95H223L222 96V103L221 104H219V103H216L214 100H212L213 98H212V96H211V94H206V95H204L203 93H201V92H203V91H205L206 89H208L209 88V86H207L206 84H202L201 83V80L202 79H197V90H196V92H199V93H201V94H197L196 95V97H191V95L190 96H188V99L186 98L185 99V96H186V94L189 92V93H191L192 92V90H194V88L193 87H187L185 90H186V92H180V90H179V92L177 91V88H178V86L181 84V83H184V82H188V83H192L193 82V80H189V81H178V80H174L173 78L174 77H179V76H182L183 75V73H184V71H176V72H174V73H172V74H170L168 77H166V79H164V78H159V79H161L160 81L158 80L157 82L155 81V83H152V85H151V89H154V90H157V91H159V92H161V93H163V94H165V95H167V96H170V97H176V98H178V99H180V100H182L183 102H185V106H186V110L188 111H191V113H190V115H189V113H188V115H189V117H187L188 115H187V113L186 112H184L187 116H185V117H187V118H185L184 117V115H182L183 117L182 118H177V121H178V123L176 124V127L178 126L179 128H181V130H180V132L181 133H184L183 135H181V136H183V138H182V140H183V144H182V146L180 145V147H179V144L177 143L178 141L180 142L181 141V139L179 138V137H174V139H176L177 138V141H176V143L178 144H175L174 143V148H173V146H172V149H171V147L169 148V147H165V148H163V150L165 149V151H164V155H163V160L164 161H162V164L161 165H168V164H171V163H175V162H184V163H187V164H193L194 166H196V168L198 169V170H200L199 172H197V174H195L192 178H191V182L192 183H197L202 177H204L205 176V179L207 178V180H205V179H203V181H204V183H206V181H208V180H210V181H213L214 182V186L212 187L213 188V195L212 196H214V192H215V196L214 197H218V199H217V201L219 200V203L221 204V206L220 207H224V209L225 210H227V211H230V213L231 214H233V212L235 211V209H234V200H233V198L237 195V194H239L240 192H243L245 189H246V186L242 183V181L240 180H233L232 179V177L234 176V175H240V174H243V173H245L246 171H248V172H246L245 174H247L248 173V175H249V173H251V172H249V171H253V172H255L256 173V175H257V173L260 175H258L261 179H260V181L258 182L259 184H258V189H256L258 192H257V194H258V196H259V192L261 193L260 195V197H259V199L260 198H262V195H264V59L262 58H260L261 59V61L259 62V63H257L256 65H252V63L253 62H251L252 61ZM10 59H6V60H4L5 62H3V69L6 71L7 69H8V66H11L10 65V61H9ZM101 60V59H100ZM231 60V59H230ZM255 60H257V59H255ZM254 60V61H255ZM243 61V60H242ZM250 61V62H249ZM199 62V61H198ZM257 62H258V60H257ZM200 63V62H199ZM198 63V64H199ZM220 63V62H219ZM150 64V63H149ZM244 64H245V62H244ZM151 66V65H150ZM221 66V65H220ZM148 67V66H147ZM145 67H143V69H144ZM149 68V67H148ZM141 69H142V67H141ZM143 69H142V71H143ZM146 69V68H145ZM205 69V68H204ZM11 70H12V66H11ZM15 70V69H14ZM14 70H13V72H14ZM148 70H150V69H148ZM153 70V69H152ZM141 71V70H140ZM139 71V69H138V74L137 75H132L133 77L132 78H126V77H124V83H128V85H130V86H127L126 87V90L128 89V88H130L131 87V82H129V81H131V80H134V79H137L136 81L138 82V81H141V84L144 82V81H146V80H148V78L150 79V77L149 76H152V75H150L149 73H151L150 71H147V72H149L148 74L146 73V74H142L141 72ZM202 71H205V70H203V67H199V66H197V64L192 68V69H190L189 71H186V73H187V75H191V76H197V75H199V74H201V72ZM232 71H233V73H232ZM257 71H259V73L257 74ZM108 72V71H107ZM243 72H247V75L248 76H253V75H255V79H259V78H261L262 80H263V83H261V87H258V85H257V87H255V85H252L251 83V81H238L237 79H233L232 78V76L233 75H237V74H239V73H243ZM11 73V72H10ZM15 73V72H14ZM14 73H11L10 74V77H9V79H8V81L7 82H5V83H7L6 84V86L8 85V86H11L12 85V83H14L13 81H15V79H14V76H15V78H16V75H14ZM94 73V72H93ZM232 73V74H231ZM4 73H3V71H2V75H3ZM83 74V73H82ZM141 74V75H140ZM152 74V73H151ZM231 74V75H230ZM5 75H6V73H5ZM4 75V76H5ZM131 75V74H130ZM229 75V76H228ZM258 75H261V76H258ZM3 77V76H2ZM185 77V76H184ZM183 77V78H184ZM237 77V76H236ZM1 78V77H0ZM209 78V77H208ZM247 78V77H246ZM122 79V78H121ZM1 80V79H0ZM17 80V79H16ZM116 80V79H115ZM260 80V79H259ZM2 81V80H1ZM0 81V82H1ZM256 80H254V82H255ZM133 82V81H132ZM210 82H212L211 80H210ZM247 82H251L250 84L252 85V86H254V87H252L251 85H249ZM187 83V84H188ZM213 84H215L214 82H212ZM1 84V83H0ZM157 84V85H156ZM211 84V83H210ZM230 84V83H229ZM254 84V83H253ZM2 85V84H1ZM14 85V84H13ZM156 85V86H155ZM221 85V84H220ZM231 85H233V84H231ZM238 86V87H237ZM12 87V86H11ZM15 87V86H14ZM23 87H25V85L23 86ZM139 87H141V85L139 86ZM9 89H10V87H9ZM146 90V89H145ZM161 90V91H160ZM15 91V90H14ZM138 91V90H137ZM143 91V90H142ZM163 91V92H162ZM4 92V91H3ZM19 92V91H18ZM13 93V92H12ZM134 93V92H133ZM138 93V92H137ZM144 93V92H143ZM147 93V92H146ZM210 93H212V91L210 92ZM53 94V93H52ZM169 94V95H168ZM191 94H193V92L191 93ZM4 95H5V93H2V89H1V91H0V110L2 109L1 107H2V98L4 97ZM133 95V94H132ZM189 95V94H188ZM217 95V94H216ZM215 95V96H216ZM13 96V95H12ZM18 96V95H17ZM193 96V95H192ZM187 97V96H186ZM189 97H191V98H189ZM152 98V97H151ZM154 99H157V97L155 98L154 97ZM193 100L194 102L192 103V101L190 102V100ZM216 99L217 100H219V98H217L216 97ZM5 100V99H4ZM163 101V100H162ZM157 102H159V101H157ZM164 102V101H163ZM153 103V102H152ZM213 103H215V104H218L219 106H221L222 107V111H220L219 113L218 112H215V111H210V110H207V109H205L206 107H209L210 105H213ZM97 106V105H96ZM156 106V105H155ZM176 106V104L174 105V108L176 109L177 108V106ZM182 106V105H181ZM104 107V106H103ZM171 107V106H170ZM169 107V108H170ZM106 108V107H105ZM152 108V107H151ZM172 108V107H171ZM107 109V108H106ZM154 110H153V113L151 114V116L152 117H150V118H148V119H150V120H152V118H153V116H155V114H156V112H155V110L157 111V108H153ZM160 109V108H159ZM178 109V108H177ZM179 109H180V107H179ZM182 109V108H181ZM180 109V110H181ZM152 110V109H151ZM101 111V110H100ZM3 112V111H2ZM1 112V113H2ZM132 112H134V111H132ZM180 112V111H179ZM145 113V112H144ZM169 113V112H168ZM181 113V112H180ZM104 114V113H103ZM133 114V113H132ZM135 112H134V115H132L133 117L135 116ZM145 114H147V112L145 113ZM149 114V113H148ZM147 114V115H148ZM173 114H175V113H173ZM183 114V113H182ZM1 115V114H0ZM89 115V114H88ZM168 115V114H167ZM130 116V115H129ZM144 116V115H143ZM149 116H150V114H149ZM148 116V117H149ZM132 117V118H133ZM140 117V116H139ZM138 116H137V118L140 120V118H139ZM146 117V116H145ZM180 117V116H179ZM67 118V117H66ZM136 118V117H135ZM170 119L172 118V116L171 117H169ZM101 119V118H100ZM127 119V118H126ZM130 119V118H129ZM128 119V120H129ZM147 119V118H146ZM147 119V120H148ZM154 119V118H153ZM102 120V119H101ZM100 120V121H101ZM142 120V119H141ZM140 120V121H141ZM172 120V119H171ZM173 120L174 121H176V119L173 117ZM122 121V120H121ZM131 121H132V119H131ZM134 121V120H133ZM132 121V122H133ZM142 121H144V117H143V120ZM116 122V121H115ZM120 122V121H119ZM126 123H132V122H127V121H125ZM136 122H138L137 121V119H136ZM148 122H150L149 120L147 121V123ZM45 123V122H44ZM92 123H94V122H92ZM102 123V122H101ZM118 123V122H117ZM124 123V122H123ZM126 123L124 124V125H126ZM142 124H145L144 126L145 127H147L146 129H145V127H144V129H143V131L142 130H140V132L142 131V135H143V139H145V142H149V140H153V141H151L152 143H147V145H146V143H144V140H142V138L140 137V136H138V135H140V134H135V133H137V131L139 130H135L136 132L134 133V135H137L138 137H140L141 138V142L140 143H144V146H147L148 148H147V150H146V155H143L144 157H145V161L147 160V162H152V163H154V164H156L157 163V161H156V159H159V158H157L156 156L158 155V153H157V150H158V148L160 147V146H164L165 144H168V143H170V142H168V143H166L167 141H169V137H168V135L166 134V133H163V132H161L160 130H158L157 128H155L154 126H153V122H151L152 123V125H150L151 123H148L149 125H150V127L148 126V124H147V126H146V121L143 123V122H141ZM141 123H136V125H134V122H133V124H132V126H137L138 124L139 125H142ZM167 123V122H166ZM43 124V123H42ZM47 123H45V125H46ZM49 124V123H48ZM51 124V123H50ZM59 126H60V128H55V131H61V132H64V131H66L65 129H64V126L65 125H63L62 124V122H59ZM111 124V123H110ZM109 124V125H110ZM115 124V123H114ZM121 125L122 123H118V125ZM169 124H170V122H169ZM107 125V124H106ZM105 125V126H106ZM171 125H173L172 124V122H171ZM44 126V125H43ZM47 127H48V125H46ZM45 126V127H46ZM53 125L51 124V126L50 127H52ZM55 126H57V125H55ZM87 126V125H86ZM112 126V125H111ZM113 126H115V125H113ZM122 126V125H121ZM127 127H130L129 125H126ZM169 127H170V125H168ZM167 126V127H168ZM49 127V128H50ZM90 127V126H89ZM108 127V126H107ZM175 127V126H174ZM101 128H103V127H101ZM117 128V127H116ZM116 128H113V129H116ZM118 128H119V126H118ZM123 128V127H122ZM122 128H119V129H121L122 130ZM125 129H126V127H124ZM139 128V127H138ZM165 128V127H164ZM163 128V129H164ZM74 129V128H73ZM90 129V128H89ZM124 129V130H125ZM133 129H135V127L133 128ZM142 129V128H141ZM190 129H192V131L190 130ZM208 130V132H206L205 130ZM9 130V129H8ZM11 130V129H10ZM41 130V129H40ZM51 130H52V128H51ZM50 130V131H51ZM69 130H71V128L69 129ZM126 130H128V129H126ZM125 130V131H126ZM132 130V129H131ZM177 130V129H176ZM179 130V129H178ZM46 131V130H45ZM54 131V130H53ZM52 131V132H53ZM101 131H104V130H102L101 129ZM100 130H98V132H101ZM115 131V130H114ZM113 131V132H114ZM133 131V130H132ZM172 132H175V131H173V130H171ZM189 131H191L190 133H188ZM193 131H196V132H193ZM14 132V131H13ZM41 132H42V130H41ZM86 132H87V130H86ZM131 132V131H130ZM129 132V133H130ZM167 132V131H166ZM171 132V133H172ZM45 133V132H44ZM47 133H51V132H47ZM57 134H58V136H59V133L58 132H56ZM110 133V132H109ZM111 133H112V131H111ZM116 133V132H115ZM114 133V134H115ZM120 132H118V134H119ZM132 134H133V132H131ZM130 133V134H131ZM171 133H170V135H171ZM176 133V132H175ZM180 133V134H181ZM64 134V133H63ZM83 134V133H82ZM91 134V133H90ZM101 134V133H100ZM177 134H178V131H177ZM176 134V135H177ZM31 135V134H30ZM39 135H41V134H39ZM71 135V134H70ZM69 135V136H70ZM97 135V134H96ZM110 135V134H109ZM117 135V134H116ZM121 135V134H120ZM133 135V136H134ZM32 136H34V135H32ZM41 136H43V134L41 135ZM45 136H51V135H45ZM57 136V135H56ZM55 136V137H56ZM68 136V137H69ZM101 136V135H100ZM131 136V135H130ZM129 136V137H130ZM136 136V137H137ZM178 136V135H177ZM7 137V136H6ZM5 137V138H6ZM15 137V136H14ZM35 137V136H34ZM40 137V136H39ZM93 137V136H92ZM92 137H91V139H92ZM108 137V136H107ZM116 137H118V135L116 136ZM137 137V138H138ZM171 137H172V135H171ZM48 138V137H47ZM47 138H45L44 139V137H42V139L44 140V141H46L47 140ZM78 138V137H77ZM76 138V139H77ZM84 138H86V137H84ZM111 138V137H110ZM110 138H109V141H110ZM119 138V137H118ZM124 138V137H123ZM122 138V139H123ZM131 138V137H130ZM178 138L180 139V140H178ZM31 139V138H30ZM41 139V140H42ZM106 139V138H105ZM108 139V138H107ZM127 139H129V138H127ZM126 138H125V140H126V144H127V141H129V140H127ZM33 140V139H32ZM36 140H38L37 138H36ZM40 140V141H41ZM90 140V139H89ZM134 140V142H135V139H133ZM133 140H131V141H133ZM137 140V139H136ZM7 140H3L2 138H0V152H7V150H5L6 148H5V144H3V143H7L6 142ZM80 141V139L78 140V142ZM83 141L84 142H86L84 139H83ZM105 141V140H104ZM115 141H116V138H115ZM120 141V140H119ZM119 141H118V143H119ZM123 141H124V139H123ZM155 141H159L160 143H155ZM18 142V141H17ZM43 142V141H42ZM77 142V143H78ZM83 142V143H84ZM96 142V141H95ZM125 142V141H124ZM123 142V143H124ZM134 142H132V143H134ZM139 142V141H138ZM162 142V143H161ZM182 142V141H181ZM191 142V143H190ZM12 143V142H11ZM19 143H21V142H19ZM81 143H82V141H81ZM104 143V142H103ZM107 143V142H106ZM131 142H130V144H129V142H128V144L129 145H132L133 146V144H132ZM8 144V143H7ZM9 144H10V142H9ZM28 144V143H27ZM78 144H80V142L78 143ZM85 144V143H84ZM83 144V145H84ZM105 144V143H104ZM102 145L101 144V147L102 146H105V145ZM107 144H110V143H107ZM111 144H115V142H113V143H111ZM110 144V145H111ZM173 143H171V145H172ZM26 145V144H25ZM64 145H66V144H63L62 146H64ZM73 145V144H72ZM120 145H122V142L120 143ZM137 144H136V142H135V144H134V146L133 147H135ZM175 145H177V148L175 147ZM8 146V145H7ZM11 146V145H10ZM18 146V145H17ZM21 146V145H20ZM23 147H24V145H22ZM21 146V147H22ZM43 146L44 145H39V144H34L33 145V147L32 146H25L24 148H22L20 151H18L17 153L16 152H10V153H8V154H1L0 155V158H4L5 157V159H6V156H7V158H18L19 156L21 157V154L23 155V157H21V158H23V159H21V160H19V161H22V165L25 163V162H27V161H34V160H37V157H39L38 156V154H40V153H42V148H43ZM60 146V145H59ZM67 146V145H66ZM85 147L84 148H82V149H84L86 152H87V154H88V156L90 157V160L92 159L93 161H96V162H99V163H101V161H103V158H104V152H100V151H97L96 149V145H95V147L93 146V144H92V142H86V145H84ZM107 146V145H106ZM112 146V145H111ZM116 146V145H115ZM114 146V147H115ZM138 146H143V144L142 145H138ZM142 147V149L144 150V148L145 147ZM166 146H168V145H166ZM170 146V145H169ZM78 147V146H77ZM110 147V146H109ZM113 146L111 147V148H108V152H109V150H111L112 149V151H115V149L116 148H118V145L116 146V148H114ZM128 147V146H127ZM8 148V147H7ZM11 149H12V146L10 147ZM13 148H16L15 146L13 147ZM18 148V147H17ZM74 148V147H73ZM103 148V147H102ZM106 148V147H105ZM130 148V147H129ZM137 148V147H136ZM20 149V148H19ZM69 149V146H67V148L66 149H61V157L62 156H65L66 158H70V156L69 155H71V151L70 150H68ZM100 150H101V148H99ZM114 149V150H113ZM123 149V148H122ZM133 149H135V148H133ZM179 149V150H178ZM190 149H192V150H190ZM107 150V149H106ZM129 150V149H128ZM160 150H161V152H162V149L160 148ZM175 150H178L177 152L175 151ZM11 151V150H10ZM74 151V150H73ZM76 151V150H75ZM112 151L110 152L111 154H112ZM134 151V150H133ZM83 152V151H82ZM130 151H128L127 152V154L129 155L130 153H129ZM134 152H136V150L134 151ZM106 153H107V151H106ZM110 153H107V154H109L110 155ZM114 153V152H113ZM136 153H138V150H137V152ZM141 153V152H140ZM163 153V152H162ZM118 154V153H117ZM126 154V153H125ZM176 154V155H175ZM41 155V154H40ZM83 155V154H82ZM108 155V156H109ZM127 155V156H128ZM140 155V154H139ZM138 155V156H139ZM142 155V154H141ZM190 155H192L193 157H195V158H191L192 156H190ZM196 155H197V157H196ZM106 156V155H105ZM108 156H106V157H108ZM110 156H112V155H110ZM127 156L126 157H124V155H123V157L124 158H126L125 160H127V161H129L130 159L129 158H127ZM182 156V157H181ZM183 156H185L184 158H183ZM113 157L114 156H112V159H113ZM122 157V158H123ZM129 157H131L130 155H129ZM137 157V156H136ZM155 157H156V159H155ZM158 157H159V155H158ZM190 157V158H189ZM57 158V157H56ZM111 158V157H110ZM110 158L108 157V161H107V163H106V165H102V163H101V165L100 164H98L99 166H97V170L96 171H94V174L91 176V178L89 179L90 180V182L88 181V183H90V185H89V187L88 186H85L84 185V187L81 185V184H83L82 183V180H79L80 178H81V175L80 174H78L77 173V168H79V165H78V167H75V172H74V170H73V172H72V175H71V173H70V171L68 172V173H70V174H68V177L70 176L71 177V180L72 181H76V182H73L72 183V185L71 186H74V187H79L78 189H77V192L79 193V195H81L82 194V197H83V195L84 194H86L87 196H89V195H91L90 193L88 194V190H89V192H91L92 193V199H90L91 197H87V196H85L84 195V197H87V198H89V201L90 202H94V200H93V198H95L96 199V201H98L96 204H104L107 208H104L105 210H106V212H107V209H108V211H112L113 212V214L114 215H117V214H124L125 212H126V215H127V213H128V215H129V213H130V216H128V221H127V219L125 220V219H123V220H125L124 222L126 223V221H127V223L128 222H130L129 221V217L130 218H132V216H133V214L135 215V211L134 210H136L137 212V214L138 215H140L141 213H144V212H146L147 210V208H148V206H142L143 205V203L145 204V203H147L148 201H149V199H148V201L146 202V199H144L143 198V200H145V202L143 201V200H141V198H140V200H141V202H143L142 204H140L139 202H140V200H139V198H138V201H137V199L136 200H134V199H131L130 200V202L132 201L133 203L132 204H136V202H138L139 204H137V205H141V206H138V208H137V205H134L135 206V208L134 209H132V210H130V206H132V204L130 203V202H128L129 203V205L126 207V208H128L129 210H130V212H127V210L125 211V212H121V204L123 205V203H124V205H127L128 203H125L124 201H126L125 199H126V195L127 194H129L130 192H131V195H132V191H134V188L130 191V189H128V190H124L125 192L126 191H128L129 193H127V194H125V192L121 189L122 187H120V185H118L117 186V184H119V181L117 182V184L115 185V186H117V187H115L113 184H115L116 182H114V180H113V183H112V185L111 184H109V182H108V180L109 179H113L114 177V171H113V169H114V165L112 166V162L110 163V161H112V159L110 160ZM116 158V157H115ZM121 158V159H122ZM140 158V157H139ZM139 158H136V159H139ZM160 158H161V156H160ZM199 160L200 158V160L199 161H196L197 159ZM204 158V160H202ZM206 158V159H205ZM18 159H20V158H18ZM77 159V158H76ZM79 159V158H78ZM81 159H83V158H81ZM143 159V158H142ZM13 160V159H12ZM16 160V159H15ZM62 160V159H61ZM132 160V159H131ZM140 160V159H139ZM139 160H137V161H139ZM160 160V159H159ZM63 161V160H62ZM74 162L76 161V160H73ZM78 161V160H77ZM119 161H121L120 159H119ZM124 161V160H123ZM136 161V160H135ZM145 161H143V162H145ZM0 162H1V160H0ZM38 162V161H37ZM88 162V161H87ZM90 162L93 164V162L92 161H89V163L88 164H90ZM96 162H95V165H96ZM106 162V161H105ZM104 162V163H105ZM114 162H116V160H113V163ZM140 162V161H139ZM28 163V162H27ZM30 163V162H29ZM28 163V165H30ZM121 163V162H120ZM122 163H124V162H122ZM129 163H130V161H129ZM17 164H18V166H19V163L17 162ZM73 164V163H72ZM78 164V163H77ZM117 164V163H116ZM126 163H124V165H125ZM131 164V163H130ZM154 164H152V165H154ZM4 165V164H3ZM21 165V166H22ZM24 165H26V163L24 164ZM76 165V164H75ZM94 165V166H95ZM132 165V164H131ZM131 165H127V166H131ZM151 165V164H150ZM5 166V165H4ZM17 166V167H18ZM21 166H19V167H21ZM88 166H90V165H88ZM126 166V167H127ZM159 166V165H158ZM189 166V165H188ZM1 167V166H0ZM17 167L15 166V169L18 171V169H17ZM18 167V168H19ZM24 167V166H23ZM22 167V168H23ZM81 167V166H80ZM90 167H92V170H93V166L91 165ZM116 168H118L117 167V165L115 166ZM123 167H125V166H123ZM125 167V168H126ZM128 167V168H129ZM147 167H151V166H147ZM146 167V168H147ZM154 167H156L155 165H154ZM185 167V166H184ZM183 167V168H184ZM187 167V166H186ZM193 167V166H192ZM10 168V167H9ZM11 168H13V167H11ZM21 168V169H22ZM142 168H144V166L142 167ZM146 168H145V170H146ZM166 168V167H165ZM169 168V167H168ZM171 169L173 168V167H170ZM3 169V168H2ZM2 169H0V191L2 190H6V192L5 193H7V194H10V193H8V192H10L11 190L8 188V182L7 183H3V180H6V178H5V176L7 175V173H8V171L10 172V174H12L13 175V173L16 171L14 168V172L12 171V173H11V169H8V171L6 172V173H3L4 172V170L6 171L7 169L6 168H4V170L2 171ZM12 169V170H13ZM74 169V168H73ZM77 169V170H76ZM164 168H161V169H158V167H157V169H156V171L154 170L153 171V173H151V171H149L150 172V174L148 173V172H144V174L142 175V179H141V177L138 179L137 178V181L138 180H140L141 182H139L140 184H141V188H143V189H146L147 191L149 190V191H151V192H153V190H155L154 188L156 187L158 190H160L159 188H165V189H167L166 191H168V192H166V191H164V193L166 192V194L167 195H172V193L170 192L171 191V188H172V186H170V185H168L167 183L168 182H166V181H170L169 179L168 180H166V179H163L167 174H163L162 173V170H163ZM23 170H25V168L23 169ZM30 170V169H29ZM72 170V169H71ZM129 170V169H128ZM144 170V171H145ZM148 170H150V168H148ZM153 170V169H152ZM174 169H172V171H173ZM176 170V169H175ZM16 171V172H17ZM21 171V170H20ZM19 171V172H20ZM80 171V170H79ZM124 170H122L121 171V175L120 176H122V174H124V173H126V171H124ZM143 171V170H142ZM168 171H170V170H168ZM23 172V171H22ZM21 172V173H22ZM27 172V171H26ZM93 172V171H92ZM123 172V173H122ZM174 172V171H173ZM203 172V173H202ZM20 173V174H21ZM24 173V172H23ZM75 173H77V174H75ZM4 174H6L5 176H4ZM14 174H16V179H17V181H20V182H22L23 180V182L25 183V179L23 178H21V179H19L21 176H20V174L19 173H14ZM18 174H19V176H18ZM24 174H26V173H24ZM27 174H28V172H27ZM26 174V175H27ZM65 174V173H64ZM85 174V173H84ZM120 174V173H119ZM133 174H135V173H133ZM12 175H11V177H12ZM22 175V174H21ZM25 175V176H26ZM30 175H31V172H30ZM67 175V174H66ZM78 175V176H77ZM162 175H164V176H162ZM172 175V174H171ZM170 175V172H169V176H171ZM8 177H10L9 176V174L7 175ZM6 176V177H7ZM24 176V175H23ZM24 176V177H25ZM27 176H29V175H27ZM119 176V177H120ZM134 176V175H133ZM168 176V177H169ZM186 176V175H185ZM249 176H251V174L249 175ZM257 176V177H258ZM14 177V176H13ZM30 177V176H29ZM56 177V176H55ZM70 177L68 178L69 180H70ZM252 177L253 178H250V180H249V178H248V180L251 182V180L252 179H255V177H254V175H253V173H252ZM5 178V179H4ZM67 178V176L65 177L64 175L63 176H59L58 177V180H62V179H66ZM234 178V177H233ZM8 179V178H7ZM15 179V180H16ZM36 180L35 181H31L30 183H25L24 184V192H23V194H22V200H21V202L22 203H24L25 205L23 206L24 208L23 209H28V211H30L31 209L30 208H33V207H37V208H39L40 207V205H38V204H36L34 201L32 202V201H30V200H33V199H46L47 197H46V194H47V192L50 190V189H52L53 187L54 188H56V187H58V185H60V184H57V183H55L56 184V186H54L55 184L54 183H51V180L49 179V178H44V179H42V178H40V179H37V178H35ZM68 179H66V180H68ZM128 179V178H127ZM178 179H180V178H178ZM235 179H239L238 177L237 178H235ZM242 179V178H241ZM33 180H34V178H33ZM68 180V181H69ZM70 180V181H71ZM84 180V179H83ZM85 180H87V179H85ZM129 180V179H128ZM126 180L127 182L126 183H129L130 181H131V183H132V186L133 185H135V186H137L136 185V183H133V182H135L136 180L134 179V181H132V180ZM175 180V179H174ZM259 180V179H258ZM65 181V180H64ZM81 182V183H79V182ZM111 181V180H110ZM121 181V180H120ZM123 181V180H122ZM122 181H121V183H122ZM177 181V180H176ZM175 181V182H176ZM208 182V184L210 183V184H213V182ZM254 181V180H253ZM16 182V181H15ZM14 182V183H15ZM23 182L21 183V184H23ZM162 182V184L160 185V183ZM202 182V181H201ZM249 182V183H250ZM125 183V184H126ZM174 183V182H173ZM179 183H181V182H179ZM178 183V184H179ZM203 183V184H204ZM253 183V182H252ZM255 183V182H254ZM6 184H7V186H6ZM20 184V183H19ZM20 184V187H22V185ZM85 184V183H84ZM159 184V185H158ZM169 184H170V182H169ZM172 184V183H171ZM177 184V183H176ZM175 184V185H176ZM177 184V185H178ZM182 184V183H181ZM207 184V183H206ZM205 184V185H206ZM246 184V183H245ZM129 186H130V188H131V184H128ZM177 185H176V187H177ZM185 186H186V184H184ZM197 185H198V183H197ZM197 185H196V187L195 188H197V190H200L204 185H202V187L201 188H199V187H197ZM253 185V184H252ZM193 187H194V185H192ZM198 186H200V185H198ZM207 186V185H206ZM205 186V187H206ZM17 187H19L18 186V183H17ZM19 187V188H20ZM68 187V186H67ZM85 187H88V188H85ZM139 187V186H138ZM176 187L174 188L176 191H177V189H176ZM178 187H181L180 185L178 186ZM177 187V188H178ZM183 187V188H182ZM181 187V189H183L182 191L184 192V186H182ZM187 187V186H186ZM185 187V188H186ZM252 187V186H251ZM257 187V186H256ZM6 188H8V189H6ZM126 188H128V187H126L125 186V189ZM189 188V187H188ZM192 188V187H191ZM199 188V189H198ZM157 189H156V191H157ZM174 189H172L173 191V193H176V191L174 190ZM187 189V188H186ZM190 189V188H189ZM188 189V190H189ZM193 189V188H192ZM207 189H208V187H207ZM206 188H205V190H207ZM210 189V188H209ZM251 188H249L248 190L249 191H251L250 190ZM7 190H9V191H7ZM21 190V189H20ZM68 190V189H67ZM135 190H136V188H135ZM137 190H140V189H138L137 188ZM136 190V191H137ZM163 189H161V191H162ZM196 189H193V191L190 193V191H189V194H192V193H194V191H195ZM1 191V192H2ZM154 191V193L153 194H156V193H161L160 191ZM181 191V190H180ZM181 191V192H182ZM186 191V190H185ZM209 191V190H208ZM211 191V192H212ZM248 191V192H249ZM252 191H254V190H252ZM251 191V192H252ZM0 192V193H1ZM82 192V193H81ZM113 192H115V193H113ZM139 192H142V191H139ZM139 192H137V193H139ZM145 192V191H144ZM170 192V193H169ZM187 192V191H186ZM199 191H197V193H198ZM211 192H209V193H211ZM251 192H249V193H251ZM12 193V192H11ZM69 193H70V195H71V193H73V192H70L69 191ZM75 193H76V191H75ZM81 193V194H80ZM84 193V194H83ZM150 193V192H149ZM149 193H147V194H149ZM180 193V192H179ZM188 193V192H187ZM187 193H186V195H187ZM208 192L205 194V195H210ZM254 193V192H253ZM13 195H11L12 196V198H14L13 196H15L16 194L13 192L12 193ZM74 194V193H73ZM77 194V193H76ZM125 195V197H124V195ZM142 194V193H141ZM151 195H152V193H150ZM166 194H162L161 193V197H163L162 198V200H163V202H165V200H167V199H169L170 198V196H168V198L167 199H165V195ZM183 194V193H182ZM185 194V193H184ZM188 194V195H189ZM195 194V193H194ZM204 194V193H203ZM212 194V193H211ZM252 194V193H251ZM4 195V194H3ZM78 195V194H77ZM121 195H122V197H124V199H121V201H120V197H121ZM130 195V196H131ZM181 195V194H180ZM180 195H178V194H176V196L175 197H179ZM208 195L206 196V198L208 197ZM246 195V194H245ZM248 195H250V194H248ZM1 196V195H0ZM5 196V195H4ZM144 196H147V195H144ZM157 196V195H156ZM159 195H158V197H160ZM211 196V195H210ZM2 197V196H1ZM43 197V198H42ZM128 195H127V200H128ZM132 197H133V195H132ZM132 197H129V198H132ZM172 197V196H171ZM175 197H173L172 199H174ZM181 197V196H180ZM196 197H197V195H196ZM200 197L201 198H203L204 197V199H205V196H202V194L200 195ZM251 197H252V195H251ZM254 197V196H253ZM255 197H256V199L258 198L257 196H256V193H255ZM254 197V198H255ZM264 197V196H263ZM5 198V197H4ZM8 198H11L10 197V195L8 196ZM15 198H17V196L15 197ZM20 197H18V199H19ZM79 198V197H78ZM133 198H136V197H133ZM151 198H153V196L151 197ZM185 198V197H184ZM210 198V197H209ZM209 198H207L206 199V201H208L209 202ZM236 198H239V197H236ZM242 198H245V197H243L242 196ZM241 197L239 198V200L241 199V200H243ZM2 199H3V197H2ZM40 199H39V201H40ZM158 199H161V198H158ZM158 199H156V201L158 200ZM197 199V198H196ZM212 199H213V197H212ZM215 199V198H214ZM212 200V202H215V200ZM1 200V199H0ZM4 200H7V199H4ZM80 200V199H79ZM92 200V201H91ZM122 200H124L123 202H122ZM151 200V199H150ZM162 200L160 201V203H163L162 202ZM179 200H181V202L180 203H178V205L179 204H181V203H185V201L187 200H185V201H183L182 202V198L181 199H179ZM178 200V201H179ZM184 200V199H183ZM189 200V199H188ZM200 200V199H199ZM236 200V199H235ZM238 199L236 200V201H238L239 202V205H240V201H239ZM251 200H253V199H251ZM263 200H264V198H263ZM1 201H3V200H1ZM0 201V202H1ZM16 201H18V200H16ZM38 201V202H39ZM82 203H85V202H83L82 200H80ZM86 201V200H85ZM129 201V200H128ZM134 201H136V202H134ZM155 201V202H156ZM158 201V202H159ZM171 201V200H170ZM174 201H176V198H175V200ZM174 201H172V202H174ZM196 201V203H198V201L197 200H195ZM204 201L205 200H202V201H200V202H203L204 203ZM205 201V202H206ZM235 201V202H236ZM244 201V200H243ZM257 201V200H256ZM260 201V200H259ZM13 202V201H12ZM77 202V201H76ZM122 202V203H121ZM152 201H150V202H148V204H150ZM166 202H168V200L166 201ZM171 202V203H172ZM177 202V201H176ZM187 202V201H186ZM192 202V201H191ZM208 202H206V203H204L206 206H202L203 205V203H202V205L201 206H199V203H198V206H197V204H196V207H197V209L195 210V207H193L192 206V209L191 210H194V211H197V210H200V208H201V212H202V207L204 208H207L208 206H209V204H208ZM249 202V201H248ZM261 202H264V201H261ZM44 203V202H43ZM87 203V202H86ZM86 203H85V205H86ZM153 203V202H152ZM151 203V204H152ZM217 203V202H216ZM218 203V204H219ZM250 203V202H249ZM252 203V202H251ZM257 204L259 203V202H256ZM0 204H2V202L0 203ZM6 204V203H5ZM8 204V203H7ZM42 204V203H41ZM90 204H92V203H90ZM93 204H95V203H93ZM96 204L94 205V206H96ZM166 204V203H165ZM165 204L163 203L160 207H164L165 206ZM174 204V203H173ZM190 204H192V203H189V205L188 206H190ZM193 204H195V203H193ZM238 204V203H237ZM241 204H244L243 202H241ZM246 204V203H245ZM253 204V203H252ZM260 204H262V203H260ZM3 205H4V203H3ZM2 205V206H3ZM23 205V204H22ZM21 205V203H20V206H22ZM47 205V204H46ZM64 205V204H63ZM63 205L61 206V205H59L58 207H55L54 205V207L52 206V207H50L48 210L50 211L51 210V208H52V210H56V209H60V208H63ZM81 205V204H80ZM83 205V204H82ZM155 205H157L156 203H155ZM154 205V207L156 208V210H157V207ZM164 205V206H163ZM167 205H168V203H167ZM166 205V206H167ZM169 205H171V206H169V207H172V204H169ZM178 205H177V207H178ZM183 204H181V206H182ZM208 205V206H207ZM210 205H211V203H210ZM213 205H215V203H212V206H209L208 208H210V207H212V212L214 211V210H216V209H218V208H216L215 207V209L213 210V208H214V206ZM217 205V204H216ZM247 205V204H246ZM1 206V205H0ZM44 206V205H43ZM77 206V205H76ZM78 206H79V204H78ZM77 206V207H78ZM88 206V205H87ZM150 206V205H149ZM158 206V205H157ZM165 206V207H166ZM181 206H179L178 208L180 209V207ZM195 206V205H194ZM241 206H243V205H241ZM261 206V205H260ZM90 207V206H89ZM100 207H104V206H100ZM125 207V206H124ZM123 207V208H124ZM143 207V208H142ZM145 207H147L146 209H144ZM159 207V206H158ZM159 207V208H160ZM164 207V208H165ZM169 207L167 206V211H166V209L163 211V213H158V215L160 214V217L159 218H161L162 216H161V214L162 215H164L163 217H162V219L165 217L166 218V216L168 215L169 216V214H170V212L168 211L169 210ZM198 207H200V208H198ZM217 207H219V205L217 206ZM219 207V208H220ZM243 207H245V206H243ZM247 207H249L250 208V205L248 204L247 205ZM22 208V207H21ZM41 208H42V206H41ZM64 208H66V205L64 206ZM99 208V207H98ZM98 208H95V210L97 209L98 210ZM126 208H124V210L126 209ZM133 208V207H132ZM174 209H175V211L172 213L173 215H175V212H179V209L178 208H176L175 206L173 207ZM186 208V207H185ZM188 208V207H187ZM191 208V207H190ZM189 208V209H190ZM252 208V207H251ZM18 209V208H17ZM30 209V210H29ZM42 209H44V208H42ZM74 209V208H73ZM76 209V208H75ZM91 210H92V207L90 208ZM103 211H102V210ZM100 210H98V212H96L97 214H95L94 213V210H92V212H93V216H92V214H91V218L93 219H99V218H103L104 216H105V214H106V212H105V214L103 213V215L101 214V215H99L101 212H104L105 210L103 209V208H101ZM142 211H141V210ZM149 209H150V207H149ZM152 209V208H151ZM173 209V210H174ZM188 209V210H189ZM222 209V208H221ZM221 209L219 210H217V211H221ZM224 209H222V213L223 214H226V213H224L223 211H224ZM239 208L237 207V209L236 210H238ZM241 209H242V207H241ZM246 209V208H245ZM253 209V211L252 212H254V208H252ZM264 209V208H263ZM61 210V209H60ZM69 209H67V211H68ZM77 210H78V212H77ZM84 210V209H83ZM128 210V211H129ZM138 210L139 211H141V212H138ZM143 210H145V211H143ZM155 210V211H156ZM160 210V209H159ZM171 210V209H170ZM204 210V209H203ZM208 211L209 210H211V208L210 209H207ZM247 210H249V209H247ZM258 210V209H257ZM256 210V211H257ZM48 211V212H49ZM85 211V210H84ZM99 211H100V213H99ZM172 211V210H171ZM184 211H185V209H184ZM183 211V212H184ZM193 211V212H194ZM199 211V213L200 214H202V215H204V216H206V215H208V214H203V212L201 213ZM227 211H225V212H227ZM243 211V210H242ZM255 211V212H256ZM31 212V211H30ZM47 212V211H46ZM45 212V213H46ZM53 212H56V211H53ZM52 212V213H53ZM59 212V211H58ZM57 212V213H58ZM69 212V211H68ZM77 212V215L78 214H81L80 213V210L79 209H76L75 210V212H73V213H76ZM132 212H133V214H132ZM152 212V211H151ZM161 212V211H160ZM166 212V213H165ZM167 212H169V214H167ZM189 212V211H188ZM187 212V210L185 211V213H184V215H186V213H188ZM191 212L192 214H195L196 212ZM209 212H211V211H209ZM211 212V213H212ZM218 212V213H219ZM254 212V213H255ZM62 213V212H61ZM60 212L58 213L59 214V216H60V218H61V216H63L64 218H67L66 217V214L64 215H60L61 214ZM70 213V212H69ZM91 213V212H90ZM108 213V215H110L109 213L110 212H107ZM147 213V212H146ZM146 213H145V215H146ZM165 213V214H164ZM198 213V214H199ZM205 213V212H204ZM211 213H209V214H211ZM221 213V215H222V218H223V214ZM235 213V212H234ZM249 213V212H248ZM68 214V213H67ZM70 214H72V213H70ZM83 214V216L85 217L84 219H85V223L87 222V219L90 217V215L88 214V218H87V216H86V214H84V212L82 213ZM131 214H132V216H131ZM149 214H150V212H149ZM149 214H147V216H149ZM152 215H154V213H151ZM177 214L178 213H176V215H175V217H173V215H170V216H172L174 219L176 218V216H177ZM190 214V213H189ZM197 214V213H196ZM199 214V215H200ZM229 214V213H228ZM230 214V215H231ZM250 214V213H249ZM248 214V215H249ZM253 214V213H252ZM69 215V214H68ZM74 215V214H73ZM97 215H98V217L99 216H101V217H97ZM125 214H124V217L126 216ZM152 215H150V218L152 217ZM166 215V216H165ZM183 215V213H181V215H179V217L180 216H182L183 218L184 217H187V219H189L188 218V216L186 215V216H184ZM191 215V214H190ZM262 215V214H261ZM263 215H264V213H263ZM262 215V216H263ZM57 216V218L59 217L58 215H56ZM72 215H70V217H71ZM83 216L81 217V215H79V216H77L78 218L79 217H81V220H82V218H83ZM95 216L97 217V218H95ZM111 217H112V215H110ZM137 215H135V217H136ZM141 216V215H140ZM156 216H157V214H156ZM169 216V217H170ZM191 216H193V215H191ZM227 216H229V215H227ZM225 217V218H227L228 219V217ZM247 216V215H246ZM245 216V217H246ZM22 217V216H21ZM63 217H62V219H63ZM69 217V216H68ZM111 217H110V219H111ZM115 217V216H114ZM139 217V216H138ZM153 217H155V216H153ZM158 217V216H157ZM179 218L178 220H180V219H183V218ZM190 217V216H189ZM199 217V216H198ZM200 217L202 218L203 216H201L200 215ZM200 217H199V219H200ZM234 217H236V216H234ZM240 217V216H239ZM242 217V216H241ZM240 217V218H241ZM257 217H259L260 218V216H257ZM17 218V217H16ZM49 218L50 219H52L50 216H49ZM60 218H58V219H60ZM87 218V219H86ZM106 218V217H105ZM113 218V217H112ZM122 218L123 217H121V219H118V218H114L115 219V221L118 219L119 221L120 220H122ZM134 218V217H133ZM137 218V217H136ZM144 218V217H143ZM150 218H146L145 217V219H147L149 222H150ZM173 218H169L170 220H172ZM191 218V217H190ZM193 218H194V220L195 219H198V218H196V217H194L193 216ZM193 218L191 219V220H193ZM205 217H203L202 218V220L204 219ZM220 218V217H219ZM221 218V219H222ZM224 218V220L226 221L227 219H225ZM21 219V218H20ZM56 219V218H55ZM55 219L54 220H51V221H55ZM84 219L82 220V222H84ZM91 219V220H92ZM145 219H142L144 222L146 221ZM168 219V218H167ZM168 219V220H169ZM173 219V220H174ZM177 219V218H176ZM198 219V220H199ZM205 219H207V218H205ZM204 219V220H205ZM210 219V218H209ZM221 219H219V221L221 220ZM264 219V218H263ZM42 220H43V218H42ZM66 220V219H65ZM91 220H88V224H89V221L91 222ZM94 220V221H95ZM102 220V219H101ZM113 219H111V221H112ZM131 220H133V219H131ZM135 220V219H134ZM134 220H133V223H134ZM141 220V219H140ZM139 219H138V221L139 222H141L142 223V220L140 221ZM152 220V219H151ZM178 220H174V221H172L173 223H176V221L178 222ZM185 220H186V218H185ZM191 220L190 221H185V223L186 222H190L191 223ZM193 220V222L195 223L196 222V220L194 221ZM229 220H231V219H229ZM238 220V219H237ZM57 222H58V220H56ZM61 221H63V220H61ZM99 222H100V220H98ZM103 221V220H102ZM108 221L109 220H107L106 219V222H107V224H106V222L105 221H103L105 224H106V226H105V228L106 227H108L107 225H108ZM114 221V220H113ZM114 221V222H115ZM148 221H146L147 222V224H148ZM159 221V220H158ZM161 221V223L162 222H164V221H162V220H160ZM209 221V220H208ZM239 221H240V219H239ZM260 221H262L263 222V220H261V218H260ZM42 222V221H41ZM44 222V224H46L45 226H47V223H45V221H43ZM49 222H50V220L48 221V224H49ZM57 222H55V224L57 223ZM59 222H60V220H59ZM65 222V221H64ZM124 222H122V223H124ZM136 222H137V220H136ZM135 222V224H134V226H136L137 225V223ZM139 222H138V224H139ZM143 222V223H144ZM146 222H145V224H146ZM153 222V221H152ZM155 222H157L156 220H155ZM168 222V221H167ZM171 222V221H170ZM192 222V223H193ZM205 222V221H204ZM203 222V223H204ZM224 222V221H223ZM238 222V221H237ZM236 222V223H237ZM34 223V222H33ZM54 222H52V224H53ZM102 223V222H101ZM103 223V224H104ZM116 223V222H115ZM119 223V222H118ZM121 223V221H120V224H122ZM124 223V224H125ZM132 223V222H131ZM133 223L131 224V225H128V224H125V225H128V227L130 226V227H132V225H133ZM140 223V224H141ZM143 223L141 224V226L143 225ZM160 225H161V227H163L165 224H161L160 222H158ZM165 223H166V219H165ZM179 223V222H178ZM181 223V222H180ZM184 223V222H183ZM182 223V224H183ZM184 223V224H185ZM229 222H226V223H224L223 225H226V224H228ZM236 223H235V225H236ZM54 224V225H55ZM59 224V223H58ZM58 224H57V226H58ZM68 224V223H67ZM75 224V223H74ZM78 224V223H77ZM81 224H83V223H81ZM80 224V225H81ZM92 224V223H91ZM86 225V227H85V230L83 229V230H81L82 231V233H83V231H84V236H85V238L86 239H84V240H89L90 238H94V234H97V236H101L103 239H104V237H108L110 234L107 232V231H105V230H103V228L102 227H94L93 228V224L92 225ZM114 224V223H113ZM112 224V225H113ZM117 224V223H116ZM144 224V225H145ZM158 224V225H159ZM183 224V225H184ZM198 224H201V221H200V223H198ZM197 224V225H198ZM242 225V223H240L239 222V225ZM3 225V224H2ZM26 225V224H25ZM33 225H36V224H33ZM42 225V224H41ZM65 225V224H64ZM119 225V224H118ZM123 225V224H122ZM125 225H124V227H125ZM143 225V226H144ZM150 225V224H149ZM148 225V226H149ZM152 225H154V223L152 224ZM159 225V226H160ZM163 225V226H162ZM166 225H168V224H166ZM176 225V224H175ZM181 225V224H180ZM187 225V224H186ZM220 225H222L221 224V221H220ZM231 225H232V227L234 228L235 226H233L234 224H230V227H231ZM238 225V226H239ZM244 225V224H243ZM28 226V225H27ZM44 226V225H43ZM56 226V225H55ZM60 226V225H59ZM70 226V225H69ZM76 226V225H75ZM120 226V225H119ZM138 226V225H137ZM136 226V227H137ZM142 226V227H143ZM169 226H171V223L169 224ZM182 226V225H181ZM188 227L187 228H190V226H191V224H189V225H187ZM195 227V225L194 224H192V227L191 228H193V231H196L197 229H199V228H197L196 229V227ZM200 226V225H199ZM229 226V225H228ZM237 226V227H238ZM245 226H246V224H245ZM252 226V225H251ZM262 226V225H261ZM29 227H30V225H29ZM29 227H27L28 229H29ZM35 228H36V226H34ZM49 227H51V226H48V228ZM66 227V226H65ZM84 227V226H83ZM114 227H115V225H114ZM127 226H126V228H128ZM129 227V229H132V228H130ZM139 227V226H138ZM147 227V226H146ZM146 227H143V228H145V229H143V230H141L142 231V235L143 234H145V233H147V235L146 236H148V235H150V233L152 234V232H153V229L149 232V231H146V230H148V229H146ZM177 227H179V226H176V228ZM185 225H184V229H185ZM224 227V226H223ZM247 227V226H246ZM250 227V226H249ZM262 227H264V226H262ZM43 228V227H42ZM53 230H54V228H53V226L51 227ZM68 229H69V227H67ZM78 228V227H77ZM112 228V226L110 227V229ZM118 228V227H117ZM120 228V227H119ZM122 228V227H121ZM140 228V227H139ZM138 228V229H139ZM150 228V227H149ZM170 228V227H169ZM173 228H174V231H177V230H175V226L173 225ZM173 228H172V226H171V229L173 230ZM179 228H181V227H179ZM183 228V227H182ZM228 228V227H227ZM242 228V227H241ZM241 228H240V232H241ZM26 229V228H25ZM56 229H58V228H56ZM55 229V230H56ZM62 229V228H61ZM129 229L127 230V231H129ZM166 229V228H165ZM178 229V228H177ZM243 229V228H242ZM247 229V228H246ZM249 229H251V228H249ZM249 229H247L249 232H247V234H245L246 235V240L247 239H249V238H251V233H250V230ZM23 230V229H22ZM34 230V228H30V232L32 233V231ZM36 230H37V228H36ZM35 230V231H36ZM39 230V229H38ZM48 230H50V228L48 229ZM47 230V231H48ZM53 230H52V232H53ZM59 230V229H58ZM69 230H71V229H69ZM80 230V229H79ZM99 230H101V231H99ZM108 230V229H107ZM113 230H114V228H113ZM117 230V229H116ZM133 231H135L136 232V230H134V228L132 229ZM140 230V229H139ZM164 230V229H163ZM167 230V229H166ZM172 230H170L169 229V232H171ZM179 230H181V229H179ZM220 230H221V227H220ZM220 230L218 231V232H220ZM230 230H231V228H230ZM236 230V229H235ZM237 230H238V228H237ZM246 230V231H247ZM264 230V229H263ZM10 232H13V229H12V231L11 230H9ZM25 231H27V230H25ZM42 231V230H41ZM44 231V230H43ZM43 231L42 232H40V234H38V235H42L43 236ZM74 230L72 229L71 230V233L73 232ZM78 229L76 230V232H74V233H77V237L80 235V236H83V234L81 233V234H79L78 235ZM81 231H79V233L81 232ZM122 231V236H123V232H125V231H123V230H121ZM126 231V232H127ZM133 231H132V233H130V232H128V235L129 236H131L130 238L133 240V238H134V234H133ZM138 231V230H137ZM141 231H138V232H141ZM143 231H145V233L143 232ZM160 231V230H159ZM161 231H162V228H161ZM161 231H160V233H161ZM168 231V230H167ZM166 231V232H167ZM173 231V232H174ZM222 231V230H221ZM224 231V230H223ZM29 232V231H28ZM29 232V233H30ZM37 232H39V231H37ZM37 232H35L34 234V236H38V235H36L37 234ZM44 232H46V231H44ZM51 231H49V233H50ZM58 232V231H57ZM57 232H55L54 231V233H56L57 234ZM98 232V233H97ZM149 232V233H148ZM158 232V231H157ZM166 232H163L162 231V233L161 234H163V233H166ZM227 232H229V231H225V233H227ZM243 232H245L244 230L242 231V233ZM14 233V232H13ZM24 233V232H23ZM42 233V234H41ZM47 233V232H46ZM73 233V234H74ZM118 233H120V231L118 232ZM130 233V234H129ZM137 233V232H136ZM172 233V232H171ZM175 234H176V232H174ZM183 233H185V231L183 232ZM188 234L189 233H194V234H192L193 235V238H194V235L196 234V232H187ZM198 233V232H197ZM224 234V232H221L220 234ZM236 234H238L237 232H235ZM250 233V234H249ZM259 233V232H258ZM258 233L256 234V236L258 237L259 235H258ZM260 233H262V232H260ZM27 234V233H26ZM73 234L71 235L70 234V239L71 238H73L74 239V237H76V235L74 234V236H73ZM125 234V233H124ZM133 236H132V235ZM156 234V233H155ZM158 234V233H157ZM202 235H204L203 233H201ZM222 234V235H223ZM240 234V233H239ZM249 234V235H248ZM263 234V233H262ZM22 235H25V233L24 234H22ZM28 235V234H27ZM30 235V234H29ZM45 235V234H44ZM67 235H68V233H67ZM66 235V236H67ZM115 235V234H114ZM120 234H118V236H120V237H122ZM127 235V234H126ZM123 236L122 238H125V239H127L126 237L127 236ZM138 235H139V233L136 235L135 234V238L137 239L138 238ZM144 235V236H145ZM167 235H169V234H167ZM179 234L177 233V235H175V236H178ZM185 235V234H184ZM191 235V236H192ZM229 235V234H228ZM227 235V236H228ZM241 235V234H240ZM240 235H237V236H240ZM261 235V234H260ZM13 236H14V234H13ZM34 236H31V237H34ZM46 236H48V234H46ZM52 236V235H51ZM111 236H112V234H111ZM117 236V234L115 235V237L114 236H112V238L113 239H115V238H117L116 237ZM137 236V237H136ZM157 236V235H156ZM164 236H166V234L164 235ZM174 236V235H173ZM180 236H181V234H180ZM196 236H198V234L196 235ZM218 236V235H217ZM227 236H225L226 237V242H224L223 241V239H225L224 237H223V239H221V242L223 241L225 244L224 245H227L226 243L228 242L227 240H229V237H228V239H227ZM250 236V237H249ZM10 237H11V235H10ZM15 237H16V243L18 242V244H16L17 246H19L20 247V249L22 250V252H23V259L25 258L26 260L27 259H32V260H35L36 259V257H37V255H39V254H37L38 252H36V250L37 249H39V248H35V246H34V244H33V246H34V248H33V246H31V244H30V242H29V240H28V238H27V240H25L20 234H19V236H18V234L17 233H15ZM27 237V236H26ZM39 237V236H38ZM149 237V236H148ZM145 238L146 240L147 239H149V238ZM161 237L163 238V235H161ZM182 237V236H181ZM184 238H186L185 236H183ZM183 237H182V239H183ZM248 237V238H247ZM13 238V237H12ZM48 237H46L45 239H47ZM49 238H50V236H49ZM83 238V237H82ZM81 238V239H82ZM92 238V239H93ZM98 238V237H97ZM111 238V237H110ZM111 238V240H112V244L110 243V245H109V247H110V250H109V248L107 247L108 245L106 244V247L108 248L107 250H109L110 251V253L111 252H115V251H117V250H113V251H111L113 248V245H114V247L117 245V243L116 242H114V240ZM130 238H128L127 240H129ZM141 238V236H139V239L138 240H140L141 242H146V240H144V238L141 240L140 239ZM151 238H153V237H151ZM155 238V237H154ZM162 238L161 239H159V240H162ZM166 238H168L167 236H166ZM166 238H165V240L163 241V242H165V243H163L162 245H163V249H165V251H166V248H165V244H167L166 243ZM173 238V237H172ZM175 238V237H174ZM192 238V237H191ZM191 238H189V239H191ZM193 238L191 239V240H189L190 242H188L187 241V243L189 244L190 243V245H191V243H193L194 242V240H193ZM215 238V237H214ZM221 238V237H220ZM256 238V237H255ZM31 239V238H30ZM37 240L39 239V240H42V239H40V238H36ZM35 239V240H36ZM51 240H53L54 239V237H53V239L52 238H50ZM69 239V240H70ZM73 239H72V241L71 242H73V243H71V242H69L70 244H68V247L70 246V245H72V244H76V243H78V241H79V239H80V237L77 239L78 241L76 242V241H73ZM81 239H80V241H79V243H78V245L80 244V246H81ZM95 240L94 241H96V238H94ZM121 239V238H120ZM125 239L123 240L122 239V242L124 241L125 242ZM157 239V238H156ZM177 239H178V237H177ZM179 239H180V237H179ZM217 239V238H216ZM234 239V238H233ZM252 240L254 239V238H251ZM264 239V238H263ZM38 240V241H39ZM49 240V239H48ZM47 240V241H48ZM66 240H68V239H66ZM68 240V241H69ZM118 240V239H117ZM138 240H136V241H138ZM176 240V239H175ZM184 240H187V238L186 239H184ZM193 240V241H192ZM218 240H220V239H218ZM241 240V239H240ZM240 240H239V242H240ZM250 240V239H249ZM248 240V242L247 243H249V242H251V240L249 241ZM256 240H259V237L256 239ZM262 240V238L260 239V241ZM68 241H67V243H68ZM93 241V240H92ZM120 241V240H119ZM131 241V240H130ZM140 241L139 242H137L138 244L140 243ZM149 241L151 242V239H149ZM154 241H156V240H154ZM168 241V240H167ZM183 241V240H182ZM192 241V242H191ZM196 241H197V239H196ZM201 241V240H200ZM233 241H235V240H233ZM233 241H231V242H233ZM245 241V240H244ZM264 241V240H263ZM0 242H1V239H0ZM14 241L12 240V243H13ZM32 242V241H31ZM33 242H34V240H33ZM37 242V241H36ZM41 242H43L44 243V241H41ZM40 242V243H41ZM51 242V244H52V242L53 241H50ZM50 242H48V243H50ZM76 242V243H75ZM82 242H83V239H82ZM87 241H84L83 243L85 244ZM89 243H90V240L88 241ZM113 242L114 243H116V244H113ZM121 242V241H120ZM122 242L118 245V246H124L123 247V251H126V247H128V246H125L126 244H128V243H125V245H123L122 244ZM127 242V241H126ZM132 242V241H131ZM135 241L133 240V243H134ZM148 242V241H147ZM180 242V246H178V248L180 247H184L183 246V244H181L182 242L181 241H179ZM199 242V241H198ZM207 242V241H206ZM222 242V243H223ZM236 242V241H235ZM11 243V242H10ZM35 243V242H34ZM42 243V244H43ZM82 243V244H83ZM83 244V247H86V251L88 250V248L90 247V245L91 244H93L92 242L90 243V244ZM95 243H97V241L95 242ZM99 243V242H98ZM170 243H171V241H170ZM174 243V242H173ZM176 243V242H175ZM197 242H194L193 244L194 245H199V243L198 244H196ZM210 243V242H209ZM214 243V242H213ZM255 243V242H254ZM261 243H263V242H261ZM15 244V243H14ZM45 244H47V243H45ZM150 244H155L156 245V247L158 248L160 245V243L158 244L159 246H157V243H155V242H152V243H150ZM177 245H178V243H176ZM175 244V245H176ZM188 244H187V246L186 247H184V249L185 250H188L190 247L192 248V246H194V245H192V246H190L189 248H187L188 247ZM211 244V243H210ZM231 245V243H228V245ZM233 244H235L234 242L232 243V245ZM256 244V243H255ZM7 245H9V244H7ZM53 245V244H52ZM51 245V246H52ZM111 245H112V247H111ZM129 245V244H128ZM137 245V244H136ZM149 246V244H146V246ZM155 245H152L153 247H151V245L148 247L147 246V248H151V249H149V251L150 252H148V251H146L145 253L146 254H148V256H151V255H153V252L154 251H158V249H156V247H154ZM167 245H169V241H168V244ZM166 245V246H167ZM173 244L171 243V246H172ZM246 245V244H245ZM251 245H253V244H251ZM76 245H73V247H71V248H69V249H72V248H74ZM80 246H78L79 247V250H78V248H77V246L74 248V250H78V251H80ZM120 246V248H122ZM130 246V245H129ZM140 246V249H139V251L141 250L142 251V249H141V245H139ZM146 246H144V248L146 247ZM171 246L169 245V247L171 248ZM234 246V245H233ZM238 246V245H237ZM247 246V245H246ZM249 246V245H248ZM246 247V248H250V247ZM254 246V245H253ZM260 246V245H259ZM261 246H262V244H261ZM5 247V246H4ZM13 247H14V249H15V245H13ZM46 247V246H45ZM57 246H55L54 248H56ZM88 247V248H87ZM92 247V246H91ZM133 247V246H132ZM161 247V246H160ZM168 247V246H167ZM168 247V248H169ZM177 247V246H176ZM175 246H172V248H176ZM199 247H201L200 245H199ZM220 247H222V244H221V246ZM77 248V249H76ZM119 248V250H118V252H116V253H114L115 255L116 254H118L119 255V253H120V251H121V249ZM129 248V247H128ZM135 248V247H134ZM152 248H153V250H152ZM155 248V249H154ZM170 249L171 251H174L175 252V250H173V249ZM190 248V249H191ZM197 247L195 246V249L194 250H196L197 251V249H196ZM227 248H230V246H228ZM232 248L233 247H231L230 249L232 250ZM235 248H237V249H239V247H235ZM260 248V247H259ZM3 249H5V248H3ZM6 249H7V251L9 250V248H7L6 247ZM12 249V245H11V247H10V250ZM16 249H18V247L16 248ZM15 249V250H16ZM19 249V251H21ZM35 249V250H34ZM67 250L65 251H63V254H64V252L66 253V256L68 255V257L70 256L69 254H67L68 252L70 253L71 252V254H72V252L74 253V250L72 251H70L68 248H66ZM81 249H82V251L81 252H84V250H83V248H82V246H81ZM85 249V248H84ZM90 249V248H89ZM114 249H116V247L114 248ZM129 249H131V248H129ZM129 249L127 250V252H128V254H130L129 252H131V251H129ZM163 249H159V251H160V254H161V256H162V253L164 252H162L161 250H163ZM181 249H183V248H181ZM183 249V250H184ZM189 249V250H190ZM201 249V248H200ZM223 250L224 249H226L224 246H223V248H222ZM222 249L220 248V250L219 251H222ZM241 249H244V248H241V244H240V250ZM254 249V248H253ZM15 250H13V254H14V251ZM56 250H58V249H56ZM55 250V251H56ZM69 250V251H68ZM93 250V249H92ZM106 250V251H107ZM146 250V249H145ZM168 250V249H167ZM180 250V249H179ZM182 250V251H183ZM184 250V251H185ZM189 250H188V254H190L189 253ZM228 250V249H227ZM239 250V251H240ZM247 250V249H246ZM245 250V251H246ZM249 250V249H248ZM252 250V249H251ZM251 250H249L250 252H251ZM257 250V249H256ZM38 251H40V250H38ZM68 251V252H67ZM109 251H108V253H107V256H108V254H109ZM123 251H121V252H123ZM137 251V250H136ZM153 251V252H152ZM193 251V250H192ZM199 251V250H198ZM218 251V252H219ZM230 251V250H229ZM232 251H235V253H236V251L237 250H235V249H233ZM231 251V252H232ZM255 251V250H254ZM17 252V251H16ZM22 252H20V254L22 253ZM52 252V251H51ZM152 252V253H151ZM181 252V251H180ZM185 252V253H186ZM217 252V251H216ZM218 252H217V254H218ZM238 252V251H237ZM242 252H244V251H242ZM253 252V251H252ZM5 252H3V254H4ZM9 254H11L12 253V251H11V253H10V251L8 252ZM54 253V252H53ZM53 253H50V255L51 254H53ZM55 253H60L59 251H57V252H55ZM78 253V252H77ZM77 253H75L76 255H77ZM137 253L138 252H136L135 254L137 255ZM155 253V252H154ZM157 253V252H156ZM164 253H166V255L167 254H169L170 255V253L171 254H173L172 252H170L169 251V253H167V252H164ZM163 253V254H164ZM221 253H223V252H221ZM226 253H228V251L227 252H224V254H223V256L226 254ZM233 254H234V252H232ZM232 253H230L231 255H233ZM12 254V259H13V255ZM17 254V253H16ZM15 254V255H16ZM49 254V253H48ZM56 254V256H58ZM61 254V253H60ZM80 254V253H79ZM122 254V253H121ZM140 252H139V256H140ZM149 254H151V255H149ZM159 252L157 253V256L159 257ZM175 254L176 253H174V256H175ZM177 254H179L178 253V251H177ZM188 254H187V256H188ZM192 254V253H191ZM196 254H199V253H196ZM202 255H206V253H204V252H202L201 253ZM241 253H239V255H240ZM245 254V253H244ZM254 254H256V253H254ZM263 254V253H262ZM1 255V254H0ZM6 255V254H5ZM62 255V254H61ZM65 255V254H64ZM63 255V256H64ZM75 255V256H76ZM111 254H109V256H110ZM113 255V254H112ZM111 255V256H112ZM115 255H113L114 257V260H113V258L111 257L110 259H111V261L113 260L114 262V264H115V259H119L120 257H123V255L126 257V253H124L122 256H120L119 258H118V255H117V258H115ZM143 255V254H142ZM155 255V254H154ZM152 256L153 258H154V260H153V258L151 257V259L155 262V264H157L158 262H156L158 259H157V257H155V256ZM168 255V256H169ZM219 255V254H218ZM217 255V256H218ZM252 255V254H251ZM251 255H248V253L246 254V256H248L249 258H250V256ZM257 255V254H256ZM255 255V256H256ZM7 256V255H6ZM5 256V257H6ZM53 256V255H52ZM54 256H55V254H54ZM53 256V257H54ZM63 256H62V258H63ZM74 257V255H71L69 258L68 257H66V259L68 258V261H69V259L71 258V257ZM138 256V257H139ZM147 256V255H146ZM210 256H213L212 254L210 255ZM220 256V255H219ZM218 256V257H219ZM222 256V255H221ZM220 256V257H221ZM223 256H222V258H223ZM226 256V255H225ZM233 256H235L236 257V255L234 254ZM237 256H238V254H237ZM245 256V257H246ZM261 256V255H260ZM1 258H2V256H0ZM18 257H20V255H18ZM49 257V256H48ZM77 257H78V255H77ZM85 257L87 258V255L85 254ZM99 257H100V254H99ZM101 257L103 258V256H102V254H101ZM128 257V256H127ZM131 257V256H130ZM129 257V258H130ZM142 257V256H141ZM180 257V256H179ZM179 257H177L176 256V258H175V260L176 259H178L180 262H181V258L179 259ZM182 257H184V255L182 256ZM190 257V256H189ZM196 257V256H195ZM203 257V256H202ZM206 257V256H205ZM262 257H264V256H262ZM16 258V257H15ZM41 258H43V257H41ZM50 258V257H49ZM48 258V259H49ZM132 258V257H131ZM147 258H149V257H147ZM167 258V256L165 257V255H164V259H166ZM172 260H174V257H170ZM191 259H193L192 257H190ZM197 258V257H196ZM232 258V257H231ZM237 258V257H236ZM235 258V259H236ZM240 258H243L242 257V255H241V257ZM253 258H255V257H253ZM22 259V258H21ZM21 259H20V261H21ZM23 259H22V262H24V264H28V260L27 261H23ZM45 259H47V258H45ZM44 258H43V260L44 261H46ZM47 259V260H48ZM61 259V258H60ZM59 259V261H61V260H63V259H61L60 260ZM74 259H76V257H74ZM73 259V260H74ZM82 259V258H81ZM101 259V258H100ZM107 259L108 260H110L108 257H107ZM106 259V261H108ZM125 259V258H124ZM150 259V260H151ZM155 259H157L156 261H155ZM204 261H208L209 259H208V257L207 258H202ZM206 259H208V260H206ZM211 259H213V260H210V261H208L207 262V264H209V262H211L212 261V264H214L215 262H214V257L213 258H211ZM238 259H239V256H238ZM3 260V259H2ZM14 260H16V259H14ZM19 260V259H18ZM31 260V261H32ZM43 260H41V261H43ZM50 260H51V258H50ZM84 260L86 261V259L84 258ZM88 260H89V258H88ZM87 260V261H88ZM105 259H103V261H104ZM117 260H116V262H117ZM122 260V259H121ZM126 260V259H125ZM202 260V261H203ZM217 260H218V258H217ZM217 260H216V262H217ZM221 260V259H220ZM243 260V259H242ZM241 260V261H242ZM245 260V259H244ZM248 260H250V259H248ZM259 260V259H258ZM263 260H264V258H263ZM42 262V263H44V264H48L47 262ZM55 261V260H54ZM66 262H67V260H65ZM70 261H71V259H70ZM82 261V260H81ZM101 261V260H100ZM102 261V262H103ZM120 261V260H119ZM118 261V262H119ZM124 261V260H123ZM160 261H162L163 262V264H165L164 263V260H163V258H162V260L160 259ZM178 261V262H179ZM252 261H253V259H252ZM21 262V264H23ZM27 262V263H26ZM30 262V261H29ZM35 262V261H34ZM57 262V261H56ZM61 262H63V261H61ZM90 262V261H89ZM89 262H87L86 264H89ZM102 262H101V264H102ZM108 262H110V261H108ZM125 262H127V260L125 261ZM129 262H130V260H129ZM143 262V261H142ZM150 262V261H149ZM148 262V263H149ZM162 262H160V263H162ZM170 262V261H169ZM169 262H167L166 261V264L167 263H169ZM177 262V260H176V262L175 261H173V264H176V263H178ZM193 262H195V259L193 260ZM214 262V263H213ZM235 262H236V260H235ZM234 262V264H236ZM264 261H262V263H263ZM13 263V262H12ZM15 263V262H14ZM36 263V262H35ZM51 263V262H50ZM53 263V262H52ZM58 263H60V262H58ZM57 263V264H58ZM77 263V262H76ZM83 263V262H82ZM104 263H106V262H104ZM112 263V262H111ZM112 263V264H113ZM122 264L124 263V262H121ZM120 263V264H121ZM147 263V262H146ZM150 263H152V262H150ZM159 263V264H160ZM171 263V262H170ZM196 263V262H195ZM194 263V264H195ZM224 263V262H223ZM239 263V262H238ZM243 264H244V262H242ZM253 262H251V264H252ZM261 263V264H262ZM1 264V263H0ZM36 264H39V263H36ZM62 264H64V262L62 263ZM70 264V263H69ZM72 264V263H71ZM117 264V263H116ZM124 264H126V263H124ZM141 264H143V263H141ZM153 264V263H152ZM172 264V263H171ZM211 264V263H210ZM247 264V263H246ZM258 264V263H257ZM259 264H260V260H259Z\"/></svg>",
    "mask_w": 264,
    "mask_h": 264
}]
</instances>
